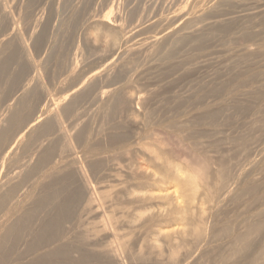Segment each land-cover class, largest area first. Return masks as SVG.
I'll use <instances>...</instances> for the list:
<instances>
[{"label": "bare ground", "instance_id": "bare-ground-1", "mask_svg": "<svg viewBox=\"0 0 264 264\" xmlns=\"http://www.w3.org/2000/svg\"><path fill=\"white\" fill-rule=\"evenodd\" d=\"M3 1H6V0H0V6L2 5V8H3V9H1V7H0L1 14H2V15L0 14V16H2V18L6 24L4 22H0V23L1 24L4 23L5 25H7L6 26L7 29L9 27L8 31L10 34L13 35V37H11V38L12 39L14 38V39L12 42H10V40H8V39H7V41L4 39L5 41H2L0 43V51L5 53L6 50H8L10 47L12 48V46H13V51H17L15 53L16 54L18 53L17 55L20 54L22 57L20 58V57L14 55L13 51H12V54H9L8 52H11L10 51L11 48H10L9 51L7 52L9 55L5 54L6 56H4V58L2 57V59L0 60V77H2L4 75V73H6V72L8 73L9 70L7 71V69H8V67L11 66V64L13 62L17 63L18 65H20V67L17 66L18 68H20L19 71L17 70L18 71L17 74L15 73L14 75H12V77H7L8 74L9 75L11 74V73H8V74H5L7 76H3L2 78L7 77V83L9 82V85L12 87L13 86L16 87L17 86L16 84H19L20 87H22L21 86V83H22L21 78L23 77L22 74L24 73V69L27 66L31 67L30 68L31 72L35 69L34 67L36 65H35V63H33L31 61L32 59H35V57L34 58L32 57L31 60L28 58V53H29L28 51L29 50L27 51V49H29V48L26 47L27 46L26 44H25L26 46L23 44L24 41H21L22 39H26V38L21 37V35H22L21 31H19L20 33H18V29H16L17 31L15 30V27H14L15 24L14 23L16 22L17 19H14L15 22L12 21L13 20L12 16L15 17L17 14L15 16H14V14L11 16V13L7 12L4 9L5 7H3V5L5 4V2L3 4ZM7 1L10 2L11 0L10 1L7 0ZM14 1L17 4L19 3V0H14ZM37 1L39 3V0H28L25 3L26 7L24 9L21 7L22 10H24L23 14L20 11L18 12V10L16 9L19 15L21 13V19L20 20H23L25 23H29L31 21H34L32 19V18L35 19V17H32V15H33L32 9L33 8L35 9V7H36L35 5H36ZM68 1H71V0H64L65 3H67ZM80 1H84V0H80ZM80 1L78 0L77 3L79 5L80 4L83 5L82 4L83 2L81 3ZM96 1L97 0H94L95 3H96ZM114 1L113 2L111 1L109 11L107 8L108 12L106 11V13L103 14L102 11H100V13H102L101 15L97 14L98 12L96 13L97 15H93V16L89 15L87 21H85V20L83 21V19H85L83 17V19L80 21L81 23L83 21V23L81 24V27L79 26L80 29H82V26H85L87 24L86 27H89L92 30H94L93 32H96V34L94 36V41L98 42L100 40H103V43H105L106 47H108V50L110 52L109 55L111 57L118 49L120 50L121 48L124 47V51L122 53L124 55V57H123V55H121L122 58H120L119 61L117 58L118 62L117 61L115 62V60H111L108 63L105 62V64H103L104 67L103 68L101 67V68L105 71V73H107L110 70L115 71L117 69L118 70L117 74L120 75L121 73H119V72H121V70L123 68L125 69V70L123 69L124 71H128V72L130 70H131V72H132V70L138 71V70H136V68H139V67H137L139 65L138 64L139 57H137V56L142 55V54L147 55L146 59H148V61H146V60L145 61H146V63L148 62V64L153 62V60L151 61V59H153L154 55H157V54H158V56H161L160 59L164 64L165 61L167 63L169 60L174 58L176 52L182 50V49L178 50L179 46H180V48H183V50H184V53L182 51L183 54L181 53V55H178L179 58H181L182 55H185V53H186L185 49H184V48H186L185 43H187L190 46L189 42H193V44H195L198 48L202 47V50H203L204 47L202 46V44H203L205 38L207 39V37H208V40L211 38L210 40L212 42L213 40H217L214 38L218 37V41H219L222 39L221 38V37H223L222 35H224L221 32L222 30H220L219 32H216L213 30L214 32L210 33L209 30L212 28H210V29L208 28L211 25H213L212 27L214 28V23H216L217 21L216 20H215V22L212 21L210 19L212 17V16L210 17V14L211 13L214 14V13H216L215 11H218V9L220 8L219 6L223 5L221 3L224 1L222 0L221 3H219L218 1H217L218 2L217 3L216 1H214L217 4H215V5L213 4V6L211 8H209L208 11H206V12L202 11L201 14H198L196 16L193 15L192 13L190 14L188 12V9H186L187 10L186 13H183L184 12L183 10L185 8L182 9L181 7H180V10L182 9L181 13H183V14H180V11L178 12V10H179V7H178V9L177 8L176 9H177V12L179 14H177V12H176L173 16L170 15L171 17L166 19V22H167L166 24L164 23L165 20L163 21L164 16L162 17V15H161V17H159L160 18L159 20L153 21L152 24L147 23L151 29H152V27L156 28L157 26H159L158 31L156 29V31H157L156 34L154 36H152V38L147 37L149 40L146 38H145L146 40H144V38L143 39L141 38L143 40L142 42H140L139 44H137L138 42H136V44L133 43V46L129 47L126 45L129 44V41H134L135 39L132 40L131 38H129V35L126 36V34H128L129 31H131L133 29H137L138 27H140V24L142 23V21H145L143 19L148 18L147 17L148 15H149V17L151 15V18H148L149 21L152 20L153 16L156 17V16H158V14L160 15V13L158 12L160 9L156 10L157 13L155 11V14H157V15L153 14V16H152V14H150V13H153L152 11L149 12L148 15H146L145 13L147 11L144 10L145 9L144 7H146V6L144 5V7H139V5H141L142 3L139 4L137 8L141 9V10L144 8L143 10L146 11V12H144V15H146L145 16L146 18H142L141 19L142 21H139L141 23L137 24L138 23L137 18L141 17V15L138 14L139 12L136 14L134 12V10H131V11H133V13H131V14L129 13L130 15L128 14L129 15L128 19L126 18L125 20H123L124 17L122 19V17H120L116 14V11L114 12V10H115V8L113 9ZM131 1H133V0H131ZM131 1L129 3H132ZM168 1H170V0H168ZM178 1L175 0L174 2H178ZM225 1L228 2V0H225ZM230 1H233V0H230ZM235 1L237 2V0H235ZM22 2H25V1L22 0ZM45 2L48 3V1H45ZM91 2L92 1H90V3ZM94 2H93V5H95ZM122 2H123V0H122ZM151 2H152V0H151ZM181 2L180 3L183 4L184 1H181ZM187 2L188 1H186V4H187ZM204 2H203V4H204ZM206 2H207V0H206ZM210 2H211V0H210ZM240 2H241V0H240ZM84 3H87V2H84ZM116 3L118 4V1ZM119 3H121V2H119ZM171 3H173V2L171 1ZM171 3H169V4H171ZM196 3L197 2H195V4ZM6 4L8 6V3H6ZM144 4H145V2H144ZM147 4H150V3L148 2ZM176 4L177 3H174L172 6H174ZM188 4L190 5L192 3L188 2ZM210 4H212V3H210ZM230 4L231 3H229V6H230ZM247 4L249 5L248 2L246 3V5ZM88 5H91V4L88 3ZM93 5H91L92 9L94 7ZM133 5L136 6L135 3ZM160 5H161V3H160ZM164 5H166V4H164ZM189 5H188V8L190 11H192L190 9L191 6L189 7ZM193 5H192V7H194ZM198 5H201V3ZM225 5L228 6V4H225ZM234 5H235V3H234ZM240 5H243V4H238L239 7H241ZM244 5H245V3H244ZM65 6H67V5L65 4ZM119 6L121 8L122 5H119ZM126 6H127V4L125 5V9L127 8ZM151 6H152V3H151ZM179 6H181V5L179 4ZM202 6H204V5H202ZM227 6H226V9H227ZM235 6H237V5H235ZM16 7H18V6H16ZM16 7L13 6L12 9L14 10V8H16ZM41 7H42V5H41ZM73 7H74V5H73ZM81 7L84 8L85 6H81ZM81 7H78V10ZM87 7H89V9L91 11V7L90 6H87ZM115 7H117V6H115ZM169 7H170V5H169ZM258 7H262V9H264V4H260ZM44 8H45V6H44ZM147 8H149V7H147ZM163 8H165V7L162 5V9ZM170 8H171V11H173L172 7H170ZM254 8H255V4H254ZM254 8H252V10L251 9H248V10L253 11ZM37 9H38V6H37ZM65 9L67 10L66 7H65ZM76 9L77 8H75V10ZM81 9H80V11L83 12V14H81V15H84V13H86L84 11H86V10L88 11V8L86 9V7H85L86 10H81ZM125 9L123 7V10H125ZM150 9H147V10L150 11ZM233 9H232V11H234ZM42 11L43 10H41V8H40L39 13H42ZM104 11H105V9H104ZM112 11L115 14H113ZM119 11H121V10H119ZM164 11H162V14L163 13L165 14L166 11L165 12ZM227 11H229V10H227ZM232 11H229V13L230 12L232 13ZM244 11H246V12H244ZM244 11L243 12L246 13L247 16H249V17L255 15V13H253V14H250V12L248 13L247 9ZM11 12H12V10H11ZM15 12L16 11H13V13H15ZM46 12H45V14H46ZM67 12H70V11L67 10ZM76 12H79V11L76 10ZM92 12L90 14H92ZM117 12H118V10H117ZM128 12H129V9H128ZM218 12H220V11H218ZM223 12L224 11L220 12L219 16H221V13H223ZM235 12L232 15H234ZM237 12H239V11H237ZM36 13H35V15H36ZM172 13H174V11ZM258 13L260 14L262 12L259 11ZM258 13L256 12V15ZM45 14H43V16ZM118 14L120 15V12H118ZM122 14H123V12H122ZM208 14H209L210 18L207 17V19H208V21L211 20L212 21L211 23H213V24H209L208 22H206V24L208 23L207 25L204 24L205 26L202 25L203 27L192 29L197 23H200V21H202L204 18L206 20V16H208ZM224 14L225 13L222 14L223 17H224ZM240 14H242L241 11H240ZM246 14H244V16H243V14H242V16L240 15V17H243L241 19L245 20L244 17L246 16ZM263 14H264V12H263ZM136 15L139 17L136 18ZM226 15H227V13H226ZM236 15H238V14L236 13ZM37 16H39V15H37ZM219 16H218V18H219ZM258 16L259 15H257L256 17H253V18H257ZM261 16H264V15H261ZM184 17H186L185 21H182L183 22L182 25H180V27L178 28V22H180ZM214 17H212V18H214ZM80 18H82V17H79V19H77V20H80ZM165 18L166 17H164V19ZM218 18L216 17L217 20H218ZM263 18H261V19H263ZM224 19L225 20L222 21L223 19L221 20V18H220L221 22H220V25H218V26H221V24L223 25L224 22L228 24V22H231L233 17L232 18L229 17L228 19H231L229 21H227L226 16ZM236 19H235V21H237V22L240 20L239 18H238L239 20H236ZM251 19L252 18H250L249 20H251ZM244 20H242V21L245 23L246 20L245 21ZM249 20H248V23H249ZM232 21H234V19ZM259 21H258V23L262 24L261 21L260 22ZM19 22H21V21H18V23ZM36 22H35V24H36ZM39 22H40V20L37 23L39 24ZM45 22H46V20H45ZM84 22H86L85 25H83ZM239 22H241V20ZM239 22H238V24H239ZM250 22H253V21H250ZM218 23H219V21H218ZM218 23H216V24H218ZM225 23H224L225 28H223V26H222L220 29L223 28V30H224L227 28L226 26H228V25H226ZM236 23H234V24H236ZM254 23H253V25H255ZM4 24H2V25H4ZM38 24H37V26H38ZM47 24L50 25L51 23H47ZM176 24H177L178 29H175ZM229 24H230L229 26L232 27L231 23H229ZM238 24H236L235 26H237ZM16 25H17V22H16ZM19 25H21V24H19ZM74 25H72L71 27H73ZM245 25H247V24L245 23ZM18 26H16V27H18ZM35 26L36 25H34V27ZM216 26L217 25H215V28H216ZM240 26H241V24H240ZM242 26L244 27V25H242ZM249 26H252V25L251 24L248 25L247 26L248 29L252 28ZM3 27H5V26H3ZM44 27H46V26H44ZM129 27H132V29L127 31L128 30L127 28H129ZM230 27H228V28H230ZM26 28H27V30L30 29V27H29V29H28V27H26ZM43 28H42V30H45ZM83 28H85V27H83ZM89 28L88 29L86 28V29L89 30ZM147 28L148 27L144 26V28H142V29L144 31L149 30ZM155 28L153 30H155ZM207 28L209 29L208 30L209 33L207 34V32H206V34L208 36H206V34L204 35V31H203L204 29H207ZM261 28L259 30L260 35H262V33L264 31L263 30L264 28H263L262 29L263 31L261 32ZM1 29H2V27H1ZM32 29H33V27H32ZM76 29H77V26H76ZM80 29H78V31ZM188 29H192V30L187 32ZM217 29H219V27ZM227 29H226V31H229V29L228 30ZM243 29L241 28L240 33L242 32ZM24 30H25V28H24ZM31 30H29V31H31ZM37 30H39V29H37ZM87 30H85V32ZM184 30H186L187 33L184 32ZM2 31H4V30H1V32ZM142 31H141V33H142ZM226 31L225 32L223 31V32L227 33ZM230 31H231V29H230ZM233 31H236L235 27H234ZM254 31L255 30H253V28H252L253 33H254ZM133 32H135V31L133 30ZM146 32H148V31H146ZM146 32H144V34H147ZM149 32H152V30ZM220 32L222 33V35L220 34ZM252 32L250 31V34L248 33V35H250L251 41L253 38ZM2 33L4 34V32H2ZM40 33H43V32L40 31L39 34ZM77 33L78 32L76 31L74 36ZM86 33L83 34V36L85 35L87 37L88 35H86ZM229 33H227V35H229ZM233 33L231 31V35ZM240 33H238V34H240ZM45 34H47V32ZM45 34L43 37L42 36L41 37L45 38L48 35L47 34L45 36ZM79 34H80V32H79ZM91 34L92 33H90V35ZM134 34L137 35V34H139V32H137V34L136 33H134ZM134 34H133V36H135ZM144 34H143V36H145ZM257 34H259V33L257 32L255 35H257ZM29 35H31V34H28V36ZM70 35H71V31H70ZM70 35H68L69 36V38L67 39L68 42H70V39H72V38H70L71 37ZM93 35H94V33H93ZM140 35H142V34H140ZM140 35H138V36H140ZM219 35L221 36L220 39H219ZM231 35H229V37ZM248 35L246 34V36H248ZM9 36L10 35H7L6 37H9ZM37 36L38 35H36V37ZM133 36H131V37L133 38ZM148 36H150V35H148ZM257 36H254V37H257ZM30 37L31 36H29L27 38L30 39ZM34 37L35 36L32 37V40L35 39ZM38 37H40V36H38ZM54 37H56V36H54ZM135 37H137V36H135ZM20 38H22V39H20ZM91 38H92V35H91ZM224 38L226 39V37H224ZM262 38L264 39V35ZM73 39H72V41H73ZM229 39L230 38H228V40ZM238 39H240V38H238ZM35 40H34V42L33 41H31V42L35 43L33 45L35 46V50H36L39 47V45H41L43 43H40L39 38L37 41H35ZM77 40H78V38H77ZM84 40L89 41L90 40L89 36L87 38H85ZM27 41H28V39H27ZM43 41H46V40L43 39ZM72 41L70 43H72ZM94 41H91V42H94ZM224 41H227V40H224ZM229 41H231V39ZM257 41L260 42V39ZM25 43H26V41H25ZM50 43H52V42H50ZM75 43H76V41H75ZM75 43H74V45H75ZM164 43L166 45L168 44L167 47ZM232 43H233V39H232ZM241 43H243V42H241ZM249 43H251V42L249 41ZM254 43L252 45H254ZM260 43L263 44L262 42H260ZM28 44H30V43H28ZM81 44H83V43H81ZM91 44L92 43H90V45ZM97 44H98V46H97L98 51L100 53L102 49L99 47H100V44H102V43L100 41V44L96 43V45ZM223 44H221V45H223ZM248 44H246V46H243V45L242 46L247 47L250 45V44L249 45ZM258 44L259 43H257V45ZM86 45L88 47V42ZM181 45H184V47ZM195 45H193V47L191 48L194 51H196L194 48ZM206 45H208V44H205V46ZM257 45L255 43V46H257ZM41 46H43V45H41ZM189 46H187L186 49L189 50V48H188ZM210 46H211V43H210ZM242 46H241L240 50L243 48ZM50 47L53 48L54 46L51 45ZM50 47H48V48H50ZM70 47H72L71 44H70ZM231 47H233V46H231ZM231 47H230V49H231ZM31 48H32V46H31ZM224 48H226V46ZM234 48H236L235 45L232 49L234 50ZM248 48H250V47H248ZM248 48H245L243 51H236L237 53L243 52V54H241V59H239V61L242 62V59L244 56L253 55L254 53H255V55H257L256 53H259V54L263 53V54H261V56L264 55V46H261L259 48L255 47L257 50L253 47L255 49L254 51H253V48L252 49H248ZM39 49L41 50L42 47H40ZM39 49L36 50V52L38 51L37 53H39ZM87 49H89V47L86 48V54H88ZM210 49L211 48L206 47L205 50H206V52H207V50L209 52ZM228 49H229V47H228ZM80 50L82 51L81 53L84 54L83 53V47H82V49L80 48ZM80 50H79V52H80ZM90 50H91V52L89 51L90 53H93V51H95L94 48H93V51H92V48ZM104 50H106V49H104ZM108 50L106 51L107 53H108ZM198 50H201V49H198ZM198 50H197V52H198ZM205 50L202 52L206 53ZM236 50H238V49H236ZM32 51H34V49H32ZM201 51H199V52H201ZM211 51H213V49L210 50V53H211ZM222 51H224V50H222ZM230 51H232V50H229V52ZM73 52H76V51H73ZM96 52H94V54ZM106 52H104V53L106 54ZM180 52H178V53L180 54ZM215 52L213 53L214 55H215ZM225 52L226 51H224V53ZM229 52H226L225 54L223 52L222 53L219 52V54L221 53V54H223V56H227V53H229ZM234 52H232V54H234ZM3 53H0V54L2 55ZM117 53H119V52H117ZM187 53H188L189 58H190V54L188 51H187ZM204 53H203V55H204ZM74 54L75 53H73V56H75ZM94 54H93V56H94ZM100 54L104 55L103 52ZM152 54H153V56H152ZM195 54H196V52H195ZM109 55L107 58H105L106 56L104 55L105 56L104 61H106V60H108V58H110ZM191 55L193 56V54H191ZM228 55H231V54L229 53ZM45 56H47V55H45ZM89 56L91 57L90 54H89ZM113 56L116 58V56H118V55H116V53H115V55H113ZM158 56H156L154 58V60L158 59L159 58ZM178 56H177V58H174L176 60L175 62H177V59H179ZM194 56H196V55H194ZM197 56H198V54H197ZM199 56H200V54H199ZM201 56H202V54H201ZM205 56H206V54H205ZM207 56L211 57V54L209 55V53H208ZM233 56H235V55H233ZM233 56H232V58H233L232 60L229 59L228 57L227 58L225 57V60L226 59L230 60V61L226 60L229 62V64L232 63L231 61L236 62L239 57L236 58V56H235L236 61H234L235 59ZM16 57H18V59H15ZM70 57H71V55H70ZM80 57H81V59L84 58V56L82 58L81 55H80ZM86 57H85V59L88 58V57L87 58ZM150 57H151V59H150ZM76 58H74V59L76 60ZM98 58H100V57H97V59ZM101 58H103V57L101 56ZM182 58H183V56H182ZM195 58L196 57L192 58V60L194 61ZM199 58L200 57H198V61L201 60ZM250 58H251V56H250ZM74 59H72L71 62L77 61V60L74 61ZM93 59H95V58H93ZM160 59H158V60L160 61ZM183 59L187 63L186 58H183ZM206 59H208V57ZM245 59H248V58L246 57ZM163 60H165V61H163ZM179 60H178V64H179ZM190 60H191V58H190ZM202 60H204V59H202ZM202 60L200 62H202ZM208 60H206L207 64H208ZM250 60H252V58L249 59V61ZM141 61L144 62V60H141ZM149 61H151V62H149ZM181 61H180V63H181ZM189 61H188V64H191V61L190 62ZM193 61L191 64L192 67H194L195 64H197V66H200L195 61H194L195 64H193ZM157 62H158L157 60L154 61L155 64H157ZM214 62H215V59H214ZM218 62H219V60H218ZM246 62H247V60H246ZM246 62H244V63H246ZM140 63H142V62H140ZM154 63H153V65H151L152 63L149 65H146V64L145 65L147 66V68H148V66L149 67L153 66L154 68L151 67V69L154 70L156 68V65H154ZM69 64H70V62H69ZM173 64H174V62L170 63V61H169V64L167 63V65L166 64L165 65L167 67V66H169V65L171 66ZM204 64H205V62H204ZM237 64H238V62H237ZM237 64H236V66H237ZM77 65H78V63H77ZM97 65H98V63H97ZM141 65H143V64L139 65L140 68H141ZM191 65H189V66H191ZM225 65H226V62H225ZM32 66H34L33 67L34 69L32 68ZM71 66L72 65L70 64V68L68 67L69 70L72 69ZM146 66H142V67L145 68ZM184 66H186V65H183L182 68ZM189 66H188V70L193 71V69H194V71H195L196 67H194L193 69H190ZM220 66H221V64H220ZM232 66L230 67L231 69L235 68L234 66L233 67ZM244 66H245V64H244ZM130 67H132V68H130ZM162 67L164 69L166 68L164 66H162ZM162 67L160 68V65H159V69H162ZM201 67L203 69L204 66H201ZM225 67L228 70V67L227 66H225ZM255 67H254V69H255ZM147 68H145V69H147ZM182 68H179V69H182ZM185 68H187V66ZM199 68H197L196 71H199L198 70ZM248 68H249V65H248ZM22 69H23V72H22ZM176 69H175V71H176ZM222 69L224 70V68H222ZM168 70L170 71V69H168ZM168 70H166L167 72H165V73H167V74L170 73L169 75L173 76L172 78L174 79V75H175L174 72H173L174 75H172L171 74L172 71L169 72ZM183 70L182 71L179 70V72L183 73ZM249 70H246V72ZM92 71H94V69H92ZM99 71L100 70H98V71L96 70L93 73L91 72L92 74L90 75V79H91L90 82H92V80L94 81V80H97L98 78H102L103 83H104V80H105L104 78H106V75H108V73L105 74L104 76H101L102 72L99 73ZM113 71H111V72H113ZM151 71H150L151 75H154L155 73L157 75L159 74V73H157L158 71L152 72L153 74L151 73ZM160 71H165V70H160ZM187 71H186V73L185 72L184 73L186 75L187 74L190 75L191 72L187 73ZM25 72L27 73V70H25ZM111 72H109V73H111ZM176 72H178V71H176ZM230 72H231V70H230ZM242 72H245V71H242ZM32 73H34V71ZM139 73L141 74V76H145L144 75L145 73L142 72V69L139 70ZM142 73H143V75H142ZM146 73L148 75L145 76V78L146 77L149 78V73L148 72H146ZM165 73L163 74V76L169 78V76L166 75ZM192 73H191V75H192ZM238 73H239V75L241 74V76L242 75L244 76L246 74V73L242 74L241 72H238ZM137 74L135 77L136 81H137ZM257 74H258V71H257ZM262 74H263V72L259 75H262ZM126 75H127V72H126ZM186 75H185V77H186ZM191 75H190V77H191ZM37 76H36V80L40 77V76H38V78H37ZM109 76H108V78H109ZM113 76H115V73ZM113 76H111V77L113 79H115V81L120 82V79L122 77L119 76L120 77L119 80H116L117 78H114ZM160 76H162V75H160ZM234 76H236V75H234ZM248 76H249V74H248ZM255 76H256V74H255ZM156 77L157 76H155V78ZM164 77H163V79L166 80V78H164ZM182 77H183V75H182ZM237 77H238V75H237ZM240 77H238V78L240 79ZM257 77H260V76L257 75ZM2 78H0V80ZM140 78L142 79V77L139 76L138 82L142 83L143 80L141 81ZM155 78H154V80H156ZM238 78H236V79L238 80ZM23 79H24V77H23ZM90 79L88 78V80H90ZM109 79H111V78H109ZM131 79H134L133 76ZM159 79L161 80L160 77H159ZM203 79H205V77ZM218 79H220V78H218ZM241 79H243V78H241ZM262 79H264V77H262ZM19 80H20V82H18ZM29 80H25V81H29ZM102 80H101V82H102ZM112 80L111 81L109 80V81L113 82L114 80L113 81ZM164 80L162 82H164ZM179 80L181 81V79H179ZM231 80L232 79H230L229 82H231ZM243 80H245V77ZM249 80L251 82H254L253 78H252V80L251 79H249ZM258 80H259V78H258ZM167 81H169V80H167ZM196 81H197V78H196ZM219 81H221V80H219ZM222 81H223V79H222ZM235 81H234V83H235ZM247 81L248 80L246 79L245 82H247ZM85 82L83 81L84 84H85ZM149 82H152V81L149 80ZM149 82H148V84H149ZM189 82H190V80H189ZM239 82H240V80L238 81V85H239ZM3 83H4V81H3ZM27 83H29V82H27ZM37 83H38V81H37ZM39 83L41 84V80ZM155 83H157V81H155ZM241 83H243V81ZM1 84H2V81H1ZM22 84H24V83H22ZM80 84H79V86H80ZM120 84H122V85H120ZM152 84H153V89H155L154 87H157V86L159 88V86L161 85V83H159L160 85L154 86L155 85L154 82ZM19 85L17 87H19ZM26 85H27V87L24 86L25 88L23 87V89L19 88V91H20V89H22L23 93L22 92L20 93L16 89L17 87L16 88L13 87V88H15V90H17L22 95L19 96L20 97L19 99H16V98L11 96V100H13V98H14L15 102L8 104V101H6L8 104V105L6 104L7 105L6 109L4 106H2L5 109V111L7 110V113L3 117L4 119H2L3 122H1L2 124H5L4 127L1 128L2 124L0 125V172H1V170H3L5 165H8V167H9L8 160L12 159L16 153V150L19 149V147L21 148L24 145L26 138H29L30 136H33L36 138H41L44 135H47V138L50 140V142L47 139L49 142V145L44 146L45 143H44V145H42L41 141L39 140V142L41 144H39L37 146V148H36V146H33L36 148V152H37L36 153L37 156L35 155V157H36L35 162L32 161L33 158H30V160L23 162L21 165H19V167H16L15 170H12V172L10 174H6L4 176V178L0 179V264H264V200L259 201L258 205L257 206L255 205L256 207L254 205H252L253 203H256V201L258 202V200H257V197H258L257 194L258 193L256 194V191H257L256 188H258V187H256L257 185H255L253 179L251 178V175L254 174L253 171L256 168L255 165H257V163H258L254 157L252 158L253 154L250 151L251 150L250 146H251V143L254 139L252 138V140H251L250 137H248L246 134H243V136L241 135L238 137H236V135L235 136L231 135L234 137V139L232 138L233 139L232 140L226 134L227 138H229V141L231 139V141H233L234 143L236 141L238 144L236 149L239 148V151L237 150L239 157L236 156L235 158L238 157L240 159V157H241V159L236 161V162H231L232 161L231 158L233 156L229 155L230 149L224 150L225 148L222 149L220 147L219 149H221V151H219L217 149L215 150V148L219 147L218 142L214 141L213 139H210L211 136H206L208 134L207 133L205 134V130L200 131L201 129L199 130L198 128H196L197 130H193V126H195V125L199 127L200 125L206 124V125H208L207 126V129H208L209 126H211L213 128L215 126H219L222 123V122L220 124H219V122L216 123L215 120L218 119V115L220 113L218 114L215 110L214 111L216 113L214 111L211 112L212 107H211V105L207 104V103H210L209 101L208 102L205 101L206 102L205 104H207V108L209 106L211 107L210 110H208L209 112L207 110H205L207 112L206 116H205V111H202L200 113L201 116L196 115V118H194L192 120V121H197L195 123H193L190 119H188L186 117L188 115L184 116V118H186V119H184L183 121L182 120L181 121L175 120V116H174L175 114H173V113H175L174 110H173L174 112H172V115H170V116H174V117L168 118L166 120H161V119L158 120L157 117H154L156 114L155 111H158V110L151 108L149 106V103L153 102L154 99H155V101L157 98L160 99V97L156 98V96H157L156 92L160 93L159 91H161L162 88H160V90H158V91H155V90L150 91L147 93V95H146V93H145V95H143V94L140 95L139 93L141 91H139V92L137 91L136 92L137 94L133 95L134 92H133V94H130L131 92L128 91L129 88L131 87V84L129 83V81H127L124 84H123V82L119 83L118 85H120V86H117L115 84L116 87L109 86V87H104V88L102 87L103 89H101V86H100L99 89L97 88L99 91H97L94 88L89 89L87 87V85H86V88H87L86 90H85V88L80 89L79 86L78 87L76 86V89H73L71 87V89L67 90L65 94L63 93L64 96L62 97V99H60L57 102H53V100H51V103H48L49 105L48 104H47V106L45 105L38 112V115H35L34 112H35V109H37V108L31 109L30 103L28 102V100H29V97L37 99V96H39V94H38L37 90H31L32 85H30L31 87H29L28 84H26ZM90 85L88 84V86H90ZM95 85H97V84H95ZM95 85L93 87H95ZM186 85H187V83H186ZM231 85H232V83H231ZM236 85H237V83H236ZM236 85H233V87ZM41 86L42 85H40V87ZM148 86H151V85H148ZM214 86H216V84ZM220 86H221V84H220ZM228 86H230V85H228ZM244 86H245V84H244ZM256 86H254V87H256ZM184 87H186V86L184 85ZM202 87H203V85H202ZM248 87L250 89V90H248V92L252 93L253 91H251V88H252L251 85ZM43 88H45V87H43ZM141 88H143V87H141ZM173 88L174 87L171 86V89H173ZM196 88H197V86H196ZM93 89L97 91L95 93H91V94H94L93 95V101L99 104L98 107L105 109L104 110L105 116L108 118H111V117H114L115 115H117L118 123L116 125H114V123L112 122L113 121L112 119H115V117H114V118H111V122L113 124L111 123V125H109V126L110 127L112 126L111 131L115 130L118 132L114 131V134L111 135V133L108 132V130L106 131L107 133H110V134H108V136L109 135L110 136H109V140L107 139L109 142V144L107 146H106V144L105 145L102 144L103 139L101 140L102 142L100 145L98 144L99 142H97V141H96L97 143H95L94 141L93 142L91 141V143H94L93 145H89V144L84 143L86 145H84V146L82 145L83 147H85L82 149H85V151H84V153L83 152L82 153L85 157L83 155H82V157H83V159H86V161L84 160L85 163L84 162L80 163V159L78 158L79 160H77L76 159L77 157L74 155V153L76 154V152H78V151L75 152L73 150V149H75V145L73 146L72 140L74 139L77 142H79L80 140H83L81 138L82 137L84 138V135H83L84 132L79 131V132H76L75 134H72L73 136H71V135L69 136L68 133L70 131L66 132V129L62 128L61 120H60L61 119L60 114L57 111L61 110V111H63V113L73 112L75 110L74 108H76V106L80 104V102H79V104H77L78 101L84 99L87 95H89L88 94L89 91L93 90ZM130 89H132V88H130ZM138 89L140 90V87H138ZM163 89H164V87H163ZM174 89H176V88H174ZM174 89H173V92H174ZM228 89H225V91L226 90L228 91ZM240 89H241V87H240ZM242 89H245V88L243 87ZM143 90H144V92L147 91V90H145V87ZM165 90H169V89L165 88ZM213 90L215 92H217V90H215V89H213ZM162 91H164V90H162ZM181 91H183V90H181ZM198 91L200 92V90H198ZM47 92H46V96L49 94V93L47 94ZM168 92L173 93L172 91H168ZM178 92H179V89L177 90L176 93H178ZM183 92L185 93V91H183ZM199 92H197V94H199ZM248 92H247V94H248ZM254 92H253V94H254ZM162 93H164V92H162ZM162 93H160L161 97H162ZM209 93H212V92H209ZM237 93L240 96L239 93H241V92L238 91ZM16 94L17 93H15L14 95L16 96ZM164 94H167V93H164ZM202 94H203V92H202ZM219 94L221 95V93H219ZM243 94L245 96V93H243ZM171 95H172L171 97L174 96L173 94H171ZM176 95H178V94H176ZM193 95H195V97L197 96L194 93H193ZM233 95L231 96L232 98H233ZM89 96H91V95H89ZM169 96H170V94H169ZM169 96H168V98L164 97V96L163 97L169 99V98H171ZM179 96L180 97L174 96V98L176 97V99H178V98L180 99L182 97L180 92H179ZM205 96H206V94L204 95V97ZM214 96H212V97H214ZM235 96L236 95H234V98L232 99L233 101L237 97V96L236 97ZM192 97L193 98H191V100L192 99L194 100L195 97L194 96H192ZM231 97L229 96V98H231ZM6 98H8V97H6ZM89 98L91 99L92 96L88 97V99ZM164 98H162V102H164V100H163ZM184 98L186 99V97H184ZM184 98L182 97V99H184ZM197 98L199 99V97H197ZM200 98H201V94H200ZM239 98H241V97H239ZM85 99L88 101L87 98H85ZM215 99H216V97H215ZM217 99H218V95H217ZM221 99H222V96H221ZM225 99H227V98H225ZM9 100H10V98H9ZM193 100H192V103L194 102ZM227 100H229V99H227ZM232 100H230L231 103L233 102ZM247 100H249V99H247ZM224 101L223 102L226 103V100H224ZM230 101H229V103H230ZM239 101H241V100H239ZM89 102H90V100H89ZM187 102L189 103V98L187 99ZM197 102L200 103V101H198V100H197ZM197 102L195 99V104ZM1 103H2V101L0 102V104ZM133 103L136 104V107L132 106ZM221 103L222 102H220V105H218V106H221ZM90 104H92L91 106L93 107L94 103L91 102ZM150 104H152V103H150ZM158 104H160L159 101H158ZM195 104L193 103V105H195ZM202 104H204V103H202ZM205 104H204V106H205ZM213 104H214V102H213ZM217 104H219V103L217 102L216 105ZM232 104H234L236 106V103H232ZM244 104H245V102H244ZM169 105L171 106L172 104H169ZM240 105L238 104L239 108H241ZM91 106H90V108H91ZM224 106H222V107H224ZM245 106H247V105H245ZM53 107H55V110H53L54 109ZM98 107H97V111L99 113L100 111L98 110ZM156 107L158 108L159 105H156ZM3 108L0 107V110ZM225 108H226V106H225ZM232 108H234V107L232 106ZM236 108H237V106H236ZM242 108H241V111L242 110L244 111L245 109H249V107L248 108L244 107V109H242ZM158 109H160V108H158ZM161 109L163 110L164 108H161ZM175 109H177V108H175ZM205 109H206V106H205ZM212 109H214V108H212ZM219 109H220V107H219ZM226 109H225V111H226ZM162 110H161V112H164L165 109L163 111ZM178 110H179V108H178ZM199 110H201V109H199ZM252 110L254 111V109H252ZM1 111L3 112V110H1ZM24 111H27V112L24 113ZM180 111H182V110H180ZM218 111L219 112L222 111L223 114L228 115L227 114L228 112L224 113L225 111L223 112L222 109L218 110ZM243 111H242V113H243ZM249 111H251V110L249 109ZM249 111H247V112H249ZM2 112H0L1 115H2ZM194 112H197V111L194 110ZM100 113H99V115H100ZM165 113L167 116L168 114L166 111H165ZM182 113H184V112H182ZM48 114H49V117L53 120V122H49V120L46 119V116H45V118L42 117L44 115L48 116ZM86 114H87V112H86ZM197 114H199V113H197ZM215 114L217 115V117ZM232 114H233V112H232ZM34 115H35V117H34ZM77 115H80V114L77 113ZM197 116H198V118H197ZM220 116L221 115H219V117ZM222 116H221L222 118L227 117L225 115H222ZM81 117H83V116H81ZM176 117H178V116H176ZM194 117H195V115H194ZM42 118H44V119H42ZM79 118H80V116H79ZM103 118L105 119V117H103ZM154 118H155V120H154ZM259 119L261 122L263 121V120H261L263 118H259ZM2 120H0V121H2ZM223 120H226V119L224 118ZM21 122H22V126L20 127V129L18 131H16L14 134L8 135V131H10V128L21 123ZM225 122H228V121H225ZM225 122H223V124ZM257 123H258V121H257ZM104 124H102V125H104ZM215 124H217V125H215ZM223 124H221L220 126L223 127L222 126ZM228 124L226 123L225 127H227ZM54 125L58 128V131L55 132L54 135L57 136L58 138L60 137L59 139L63 142V143L61 142V144H63L62 145L63 149L59 150L60 152L59 151L58 152L59 153L66 152L67 154L69 153L68 154V161H67L66 157L63 158V160L65 161V159H66L67 163L69 162V164L72 166V167H70V168H72L71 170H68V169L66 170V168H67L66 167L65 169H62V171H61L60 167L62 165L59 164V165H61V166H59V165H56V163H55L58 160L56 159L55 162L51 161L55 157L53 155L55 154L54 153L55 149H57V148H55L56 143L54 142L56 138H51V139H54L52 141L50 139L51 136H49L50 134L53 135V133H54V132H51L54 128ZM254 125L252 122V126H254ZM105 126H106V124H105ZM102 127L100 125L101 129H102ZM202 127H204V126H202ZM228 127H227V130H228ZM230 127H233V125L231 124ZM235 127L236 126H234V128ZM106 128H104V129L106 130ZM212 128H210L211 130H213V131H210L211 135H218V134L223 133L222 131H224V132L226 131V129L223 130L224 128L221 130L219 127H216L213 129ZM70 129H72V128H70ZM101 129H98L96 131H99ZM108 129H109V127H108ZM230 129H232V128H230ZM252 129H253V127H252ZM135 130L138 132H136ZM235 130H237V129L235 128ZM106 132H104V133H106ZM56 133H58V135H56ZM225 133H223V134L225 135ZM240 133H242V132H240ZM173 134H175V135H173ZM87 135L90 136L89 134H87ZM87 135L85 137H88ZM205 136L207 137V141H205V138H206ZM218 136H216V137L218 139H221V138H219L221 136H219V137ZM226 136L224 137L225 142H228L227 144H229V141L228 140L226 141ZM253 137H255V136H253ZM258 137H259V135H258ZM43 138H45V137H43ZM208 138L210 139V141L208 140ZM56 140H58V139H56ZM98 140H100V139H98ZM261 140H263V139H261ZM59 141L58 142L56 141V142L58 144H60ZM78 144L80 147L81 146L80 144H83V142L78 143ZM36 145H37V143H36ZM102 145L104 146L105 150L102 148ZM224 145L227 146L226 143H224ZM230 145H232V143ZM230 145H228V147ZM42 146H43V148H42ZM164 146L171 148V150L169 151L170 153L168 151L164 150L165 149ZM228 147H226V148H228ZM232 147H233V145H232ZM35 148H33V149H35ZM207 148H210V150H207ZM108 149H110V150H108ZM211 149H214V151H212ZM263 150H264V145L262 147V150L259 149V153L261 152L260 154H262ZM72 151H74V152H72ZM231 151H232V148H231ZM111 152H115V153H113L112 156L107 154V153H111ZM213 152L216 153V156L211 155V153H213ZM66 153H64V154L66 155ZM32 154H34V153H32ZM103 154H107L105 156H108V157L104 158ZM59 155H61V154H59ZM65 155H62V156H65ZM101 156H103V158ZM57 157H59V156H57ZM57 157H55V158H57ZM92 157L93 158L95 157L94 161L96 163H93L94 162L93 159H92L93 162L91 161L93 164L90 163L88 158H92ZM255 157H256V155H255ZM69 158H70V160H69ZM235 158L233 157L234 160H236ZM87 160L89 161V163L87 162ZM60 161H61V159H60ZM76 161H78L80 163V166H77L78 168L75 166L76 164H78V162H76ZM65 164H66V162H65ZM65 164H63V165H65ZM69 164H67V165L69 166ZM144 164H147L148 169H146V168L142 169V165H144ZM58 166L60 169L57 168ZM74 166L77 168L76 170H75ZM245 166H247L248 168ZM260 166H262V165H260ZM253 167H254V170H253ZM259 169H260V167H259ZM10 170H11V168H10ZM63 170H66V171H63ZM8 172H9V170H8ZM38 172L41 174H39ZM90 172L92 173L91 175H89ZM35 174L37 176L39 174L41 178H39V176H38V178H33V176H35ZM90 176H93L94 178H91ZM121 177H123V178H121ZM254 178H256V177H254ZM258 189H260V188H258ZM244 195L247 197L249 196L250 201L248 199L247 202H250V203L244 204V208L242 210H233L232 208L227 209V204H229V202L230 203L237 202L238 200H239V202H241V199L243 198L242 196H244ZM245 199L246 198H244V200ZM260 199H262V198L260 197L259 200ZM242 201H243V199H242ZM252 206H254V207H252ZM65 223L70 224V227L65 226ZM134 247H136L137 249H135Z\"/></svg>", "mask_w": 264, "mask_h": 264}, {"label": "rangeland", "instance_id": "rangeland-1", "mask_svg": "<svg viewBox=\"0 0 264 264\" xmlns=\"http://www.w3.org/2000/svg\"><path fill=\"white\" fill-rule=\"evenodd\" d=\"M10 1V0H9ZM23 1H25V2H22V0H19V3L17 4V3H15V1L14 0H11L10 2H8L7 0L6 1H3V4H4V2H5V4L3 5V7H5L4 9L7 11V12H9V13H11V16L14 14V16L15 17H13L12 16V18H13V22H15V20L14 19H17L16 20V22H17V25H16V22L14 23L15 25H14V27H15V30L16 29H18V33H20L19 31H21V37L22 38H26V39H22V38H20V39H22L21 41H24V45L27 47V48H29V49H27V51L29 52L28 53V58L31 60V58L33 57H35V59H32L31 61L33 62V63H35V67L34 66H32V68L34 69H32L33 71H34V73H32L31 72V67L29 66H27L25 69H24V73L22 74V76L24 77V79H23V77L21 78L22 80H21V82L22 83H24V84H22L21 83V86L22 87H20V85L19 84H16L17 86L19 85V87H15V86H13V87H15L18 91H19V88H22L23 89V87L25 86V87H27V85L26 84H28V86L29 87H31L30 85H32V87H31V90H37V92H38V94H39V96H37V99L36 98H32V97H29V100H28V102L30 103V108L31 109H33V108H37V109H35V115H38V112L46 105L47 106V104L48 103H51V100H53V102H57V101H59L60 99H62V97L64 96V94L66 93V91L67 90H69V89H71V87L73 88V89H76V86L78 87L79 86V84H80V89H84L85 88V90L87 89L86 88V85H87V87L89 88V89H92V88H94V89H96L97 91H99L98 89L100 88V86H101V89H103L104 87H109V86H111V87H116V85L117 86H120V85H122V84H120V85H118L119 83H122L123 82V84L125 83V82H127V81H129V83L131 84V87L130 88H132V89H130L129 88V92H131L130 94H133V92H134V94L133 95H135V94H137L136 92L138 91H141L139 94L140 95H145V93H146V95H147V93L148 92H150V91H153V90H155V91H158V90H160V88H162L161 89V91H159L160 93H162V92H164V93H167V94H164V93H162V97H161V94L160 93H158V92H156L157 93V96H156V98L157 97H160V99H156V101H155V99L153 100V102H150V103H154L153 105L152 104H150L149 103V106L151 107V108H154L155 110H158V111H155V116L154 117H157L158 118V120H166V119H168V118H172V117H174L175 116V120H177V121H183L184 119H186V118H184V116H186V115H188V116H186L188 119H190L191 121L194 119V118H196V115H199V116H201L200 115V113L202 112V111H205V110H210V108L212 107V108H214V109H212L211 108V112H213L214 110L219 114V115H225V116H227V117H224L226 120H223L224 118H222L221 116L219 117V115H218V121L217 120H215L216 121V123H218L219 122V124L221 123V124H223V122H225V121H228V122H225L222 126L223 127H221L219 124V126H215V127H213V128H216V127H219L220 128V130L221 129H223V130H225L226 129V133L224 132V131H222L223 133H225V135L223 134V133H221V134H218L219 136H221V137H219L218 135H211V132L210 131H213V130H211L210 128H212L211 126H209L208 127V129H207V126L208 125H200L199 127L198 126H193V130H197L196 128H198L200 131H203V130H205V134L207 133L208 135H206V136H211V138L210 139H213L214 141H217L218 142V148H215V150L217 149V150H219V151H221V149H219L220 147L223 149V148H225L224 150H228V149H230V151H229V155H232L234 158L236 157V156H238L239 157V155H238V151H239V148H237L236 149V147H237V142L235 141V143L233 142V141H231V139L233 138L234 139V137L233 136H235L236 135V137H238V136H243V134H246L248 137H250V139L252 140V138L255 140H253L252 141V143H251V153L253 154V156H252V158L254 157L255 158V160L258 162L257 163V165H255L256 166V168H255V170H254V167H253V175H251V178L253 179V181H254V183H255V185H257L256 187H258V188H260V189H258V188H256V190L258 191H256V194L258 195V197H257V200H258V202L256 201V203H253L252 205H258V203H259V201H262V200H264L263 198H264V150L262 151V154H260L259 153V149L260 150H262V147H263V145H264V79H262V77H264V55L263 56H261V54H263V53H261V54H259V53H256L257 55H255V53L253 54V55H248V56H244L243 57V59H242V62L241 61H239V59H241V54H243V52H236V51H243L245 48H248V47H250V48H248V49H252L253 47L255 48H259V47H261V46H264V39L262 38L263 37V35H264V16H261V15H264L263 14V12H264V9H262V7H258L260 4H264V0H241V2H240V0H237V2L235 1V0H233V1H230V0H228V2L227 1H225V0H223L224 2H222V0H211V2H210V0H207V2H206V0H181V1H184L183 2V4H181L178 0H176V1H178V2H174L175 0H170V1H168V0H152V2H151V0H133V1H131L132 3H129L130 1L129 0H123V2H122V0H97L96 1V3L94 2V0H84V1H80L83 5H81V6H85L86 7V9L88 8V11L85 9V7L84 8H82L77 2H78V0L76 1V0H71V1H68L67 3H65L64 2V0H39V3H38V1H37V3H36V7H35V9L33 8L32 9V17H35V19L34 18H32L34 21H31V22H29V23H25L23 20H20L21 19V13L23 14L24 12V10H22V8L24 9L25 7H26V2L28 1V0H23ZM45 1H48V3L47 2H45ZM90 1H92L91 3H90ZM107 1V2H106ZM111 1L113 2L114 1V7H113V9L115 8V10H114V12L116 11V14L118 15V16H120V17H122V19H123V17H124V19L123 20H125L126 18L128 19V17H129V15L131 14V13H133V11H131V10H134V12L137 14L138 12V14L139 15H141V17H139V16H137L136 15V18L137 17H139V18H137L138 20V23L137 24H140L141 22H139V21H142L141 19L142 18H146L145 16L146 15H148L149 14V12H153V13H150V14H152V16H153V14L154 15H157V14H155V11L156 10H159L158 12L160 13V15L158 14V16H153V18H152V20H150L149 21V19L148 18H151V15H150V17H149V15L147 16L148 18H146V19H143V20H145V21H142V23L140 24V27H138L137 29H133L135 32H133V30H131L132 29V27H129V28H127L128 30L127 31H129V30H131V31H129V33L128 34H126V36L127 35H129V38H131L132 40H134V41H129V44H127L126 46H133V43L134 44H136V42H138L137 44H139L140 42H142L143 40V38H144V40H146V39H148L147 37H149V38H152V36H154L155 34H156V32L158 31V29H159V26H157L156 28L155 27H152V29L149 27V25L148 24H152V22L153 21H155V20H159L160 18L159 17H161V15H162V17L164 16V17H166L165 19H164V17H163V21H164V23L166 24L167 22H166V19L167 18H170L171 16H173L176 12H177V9H178V7H179V10H178V12L180 11V14H183V13H186V9H188V12L191 14H193V15H198V14H201L202 13V11H208L209 10V8H211L212 6H213V4L215 5V4H217L218 2L219 3H221V4H223L222 6H219L220 8L218 9V11H220V12H222V11H224L223 13H225L224 14V17L222 16V14L223 13H221V16L223 17H221V16H219V14H220V12H218V11H215L216 13H211L210 14V17L212 16V17H214V18H210L209 17V14H208V16H206V20H205V18L202 20V21H200V23H197L196 25L198 26H194L192 29H196V28H200V27H203V26H205V25H207L208 23L209 24H213V23H211L212 21H214L215 22V20L217 21L216 23H218V21H219V23L218 24H216V23H214V28L212 27L213 25H211V26H209L208 28L210 29V28H212V29H204L203 31H204V35L206 34V32H207V34L209 33V31H210V33H212V32H214V31H216V32H219L220 30H222L221 32L224 34V35H222V33L220 32V34L223 36V37H221L220 35H219V39H220V37L222 38L221 40H219L218 41V37L217 38H214V39H217V40H213L212 42H211V38L208 40V37H207V39L205 38V40H204V42H203V44H202V46L204 47V49L202 50V47L200 48H198L195 44H193V42H189L190 43V46L193 44V45H195L194 46V48H195V50L196 51H194L193 49H191L192 47H193V45L190 47L187 43H185V47L187 48V46H189L188 48H189V50L188 49H186V48H184L185 49V55H182L183 56V58H186V61H187V63L184 61V59L182 58V56H181V58H179V56L178 55H181V53H182V51H183V53H184V50H183V48H180V46L178 47L179 49L178 50H180V49H182V50H180V51H178V52H180V54L178 53V52H176L175 53V56H174V58H177V56H178V58L180 59H177V62H175L176 60L174 59V58H172L171 60H169L170 61V63H173L174 62V64L173 65H169V66H167L166 67V65H167V63L169 64V61L166 63V61L165 60H163V61H165V63L163 64V62L161 61V59H160V57L161 56H158V54L157 55H154V57H153V59H151V57H150V59H151V61L153 60V62H151V61H149V62H151V63H149V64H151V65H153V63H154V61H158L157 62V64H155L154 63V65H156V70L154 69V70H152L151 69V67H153V66H148V68H147V66L146 65H149L148 64V62L146 63V61H148V59H146V54H142V55H138L137 57H139V61L140 62H142V63H140L139 61H138V64L140 65V64H143V65H141V68H140V66L138 65L137 67H139V68H136V70H138V71H133L132 70V72H131V70L128 72V71H124L123 69L121 70V72H119V73H121L120 75L119 74H117V69L115 70V71H113V70H110V71H108L107 73H108V75H106V78H104L105 80H104V83H103V80H102V78H98L97 80H92V82H90L91 81V79H90V75L93 73V72H95L96 70L98 71V70H100L99 71V73H101V76H104L105 74H107V73H105V71L102 69L104 66H103V64H105V62L106 63H108L109 61H111V60H115V62L117 61V58H118V61L120 60V58H122V56L121 55H123L122 53H123V51H124V47L123 48H121L119 51L117 50L115 53H116V55H118V56H116V58L113 56V55H115V53L112 55V57L109 55L110 54V52H109V50H108V47H106V45H105V43H103V40H100L101 41V43L102 44H100V41H94V36H95V34H96V32H93L94 30H92L91 28H89V27H86V22H84V24L83 25H85V26H82V29H80V27H81V24L83 23V21L85 20V21H87V19H88V16L89 15H97V14H99V15H101L102 13L104 14V13H106V11H107V8H108V11H109V9H110V3H111ZM118 1V4L119 5H122L121 6V8H120V6L116 3ZM139 1V2H138ZM164 1V2H163ZM171 1L173 2V3H171ZM186 1H188L189 3H192V4H188V2H187V4L189 5V7H190V9L192 10V11H190L189 10V8H188V5L186 4ZM191 1V2H190ZM194 3H193V2ZM204 2V4H203V2ZM214 1H218L217 3L216 2H214ZM239 1V2H238ZM245 1V2H244ZM253 1V2H252ZM262 1V2H261ZM75 4H74V3ZM84 2H87V3H84ZM93 2H94V4L95 5H93ZM100 2V3H99ZM119 2H121V3H119ZM136 4V6H134L133 4L134 3ZM138 2V3H137ZM144 2H145V4H144ZM150 3V4H147V3ZM163 2V3H162ZM195 2H197L196 4H195ZM212 3V4H210V3ZM227 2V3H226ZM233 2V3H232ZM245 3V5H244V3ZM249 3V5L247 4L246 5V3ZM260 2V3H259ZM6 3H8V6H7V4ZM11 5H10V4ZM42 3V4H41ZM61 3V4H60ZM63 3V4H62ZM78 5H77V4ZM88 3L89 4H91V5H93L94 7H93V9H92V6L91 5H88ZM129 3V4H128ZM142 3V4H141ZM151 3H152V6H151ZM160 3H161V5H160ZM169 3H171V4H169L170 5V7H172V10L174 11V13H172L173 11H171V8L169 7V5L168 4ZM174 3H177L176 5H174V6H172ZM201 3V5H198V4H200ZM229 3H231L230 4V6H229ZM234 3H235V5H237L238 6V4H243V5H240L241 7H237V6H235L234 5ZM51 6H49V5ZM53 4V5H52ZM65 4L67 5V6H65ZM85 4V5H84ZM107 4V5H106ZM127 4V8L125 9V5ZM139 4H141V5H139ZM164 4H166V5H164ZM179 4L181 5V6H179ZM186 4V5H185ZM194 4V5H193ZM208 4V5H207ZM225 4H228V6L227 5H225ZM254 4H255V8H254ZM40 5V6H39ZM41 5H42V7H41ZM47 5V6H46ZM60 5V6H59ZM70 5V6H69ZM73 5H74V7H73ZM90 6L91 7V11H90V9H89V7H87V6ZM97 5V6H96ZM104 5V6H103ZM138 5H139V7H144V5L146 6V7H144L143 9L144 10H146V11H144L143 9V11L141 10V9H138L137 7H138ZM162 5L166 8H163L162 9ZM192 5L194 6V7H192ZM202 5H204V6H202ZM225 5V6H224ZM14 6V7H16V6H18V7H16V8H14V10L12 9V7ZM37 6H38V9H37ZM44 6H45V8H44ZM103 6V7H102ZM115 6H117V7H115ZM154 6V7H153ZM177 6V7H176ZM185 6V7H184ZM187 6V7H186ZM197 6V7H196ZM207 6V7H206ZM226 6H227V9H226ZM235 6V7H234ZM252 6V7H251ZM1 7V9H3L2 8V5L0 6ZM11 7V8H10ZM22 7V8H21ZM41 8V10H43L42 11V13H39L40 12V8ZM65 7L67 8V10L68 11H70V12H67V10L65 9ZM70 7V8H69ZM78 7H81L80 9L81 10H86V11H84V12H86V13H84V15H81V14H83V12L82 11H80V9L78 10ZM105 7V8H104ZM123 7H124V9L125 10H123ZM147 7H149V8H147ZM168 7V8H167ZM180 7L182 8V9H184L183 11V13H181L182 12V9L180 10ZM196 7V8H195ZM199 7V8H198ZM250 7V8H249ZM8 8V9H7ZM22 10H20V9ZM63 8V9H62ZM75 8H77L76 10L77 11H79V12H76V10H75ZM97 8V9H96ZM101 8V9H100ZM120 8V9H119ZM150 9V11L149 10H147V9ZM155 8V9H154ZM170 8V9H169ZM174 8V9H173ZM177 8V9H176ZM205 8V9H204ZM234 8V9H233ZM252 8H254L253 9V11H251L252 10ZM1 9H0V14H1ZM18 10V12L20 11L21 13H20V15L18 14V12H17V10ZM49 9V10H48ZM65 9V10H64ZM103 9V10H102ZM104 9H105V11H104ZM128 9H129V12H128ZM168 9V10H167ZM202 9V10H201ZM225 9V10H224ZM232 9L234 10V11H232ZM238 9V10H237ZM247 9V11H248V13L250 12V14H253V13H255V15H253V16H247V14L246 13H244V12H246V11H244V10H246ZM248 9H251V10H248ZM257 9V10H256ZM259 9V10H258ZM11 10H12V12H11ZM36 10V11H35ZM39 10V11H38ZM45 10V11H44ZM117 10H118V12H120V15L118 14V12H117ZM119 10H121V11H119ZM138 10V11H137ZM166 12H165V11ZM227 10H229V11H232V13L230 12L229 13V11H227ZM239 11V12H237V11ZM256 10V11H255ZM263 10V11H262ZM13 11H16L15 13H13ZM38 11V12H37ZM47 11V12H46ZM66 11V12H65ZM74 11V12H73ZM93 11V12H92ZM100 11H102V13H100ZM107 11V12H108ZM142 11V12H141ZM162 11H164L165 12V14L163 13L162 14ZM170 11V12H169ZM201 11V12H200ZM227 11V12H226ZM236 11V12H235ZM240 11L242 12V14H243V16H244V14H246V16L244 17L245 18V20H246V24L247 25H245V23L242 21V20H244V19H241V18H243V17H240V15L242 16V14H240ZM244 11V12H243ZM262 12V13H258V12ZM37 12V13H36ZM45 12H46V14H45ZM65 12V13H64ZM92 12V14H90ZM98 12V13H97ZM113 11H112V13L113 14H115ZM122 12H123V14H122ZM141 12V13H140ZM144 12H146L145 14L146 15H144ZM177 12V14H179ZM187 12V13H188ZM235 12V14L234 15H232L233 13ZM256 12L258 13L257 15H259L257 18H253V17H256L257 15H256ZM35 13H36V15H35ZM64 13V14H63ZM94 13V14H93ZM97 13V14H96ZM130 13V14H129ZM156 13H157V11H156ZM226 13H227V15H226ZM236 13L239 15H236ZM43 14H45L44 16H43ZM86 14V15H85ZM125 14V15H124ZM129 14V15H128ZM218 14V15H217ZM2 15V14H1ZM37 15H39V16H37ZM81 15V16H80ZM122 15V16H121ZM127 15V16H126ZM169 15V16H168ZM171 15V16H170ZM217 15V16H216ZM51 16V17H50ZM126 16V17H125ZM143 16V17H142ZM188 16V15H187ZM218 16H219V18H218ZM225 16H226V18H227V21H229V20H231V19H228L229 17L230 18H232L233 17V19H234V21H235V19L238 17L240 20H241V22L243 23H241V22H239L240 20L237 18L236 20H239L238 22H239V24H238V22L237 21H232L231 20V22H228V24L227 23H225L226 25H228V26H226L227 28L228 27H230L229 25V23H231V26L233 27H235V30L236 31H233L234 30V27L232 28V27H230V28H228L229 29V31H226V29H224L223 30V28H225V25H224V23H223V25L221 24V26H218V25H220V18H221V20L222 21H224L225 19ZM229 16V17H228ZM237 16V17H236ZM17 17V18H16ZM20 17V18H19ZM79 17H82V18H80V20H77V19H79ZM83 17L85 18V19H83ZM207 17H209L210 19V21H208V19H207ZM216 17L218 18V20L216 19ZM156 18V19H155ZM185 18L186 17H184L180 22H178V28L180 27V25H182V21H185ZM250 18H252L251 20H249ZM261 18H263V19H261ZM0 22H4V20H3V18H2V16H0ZM48 19V20H47ZM83 19V21H82V23L80 22L81 20ZM140 19V20H139ZM148 19V20H147ZM162 19V18H161ZM38 20H40V22H39V24L36 22V21ZM45 20H46V22L47 23H51L50 25L49 24H47L46 22H45ZM244 20V21H245ZM248 20H249V23H248ZM255 20V21H254ZM261 21V23L262 24H260V23H258V21ZM18 21H21V22H19L18 23ZM226 21V22H227ZM250 21H253V22H250ZM259 21V22H260ZM263 21V22H262ZM35 22H36V24H35ZM144 22V23H143ZM204 22V23H203ZM206 22H208L207 24H206ZM236 23V24H238L237 26H235L236 24H234V23ZM255 22V23H254ZM5 23V22H4ZM4 23H2V24H4ZM43 23V24H42ZM148 23V24H147ZM163 23V24H164ZM253 23L255 24V25H253ZM1 24V23H0ZM1 24V25H2ZM6 24V23H5ZM0 25L1 27H2V29H1V27H0V29L1 30H4V31H2V32H4V34L1 32V30H0V43L2 42V41H7V39L8 40H10V42H12L13 41V39L11 38V37H13V35L12 34H10L9 33V27H8V29H7V25ZM19 24H21V25H19ZM30 24V25H29ZM37 24H38V26H37ZM42 24V25H41ZM77 26V29H76V26ZM162 24V25H163ZM205 24V25H204ZM234 24V25H233ZM240 24H241V26H240ZM252 25V26H249V27H252L253 28V30H255L254 31V33L256 34L257 32L259 33V34H257V35H255L253 32H252V28H247V26L248 25ZM259 24V25H258ZM19 25V26H18ZM33 25V26H32ZM34 25H36L35 27H34ZM72 25H74L73 27H71ZM203 25V26H202ZM215 25H217L216 26V28H215ZM242 25H244V27L242 26ZM258 25V26H257ZM262 25V26H261ZM3 26H5V27H3ZM16 26H18V27H16ZM42 26V27H41ZM44 26H46V27H44ZM80 26V27H79ZM142 26V27H141ZM144 26H146V27H148L147 29H149V30H143L142 28H144ZM223 26V28L222 29H220L221 27ZM240 26V27H239ZM23 27V28H22ZM26 27H28V29H29V27H30V29L29 30H31L32 29V27H33V29L31 30V31H29V30H27V28ZM41 27V28H40ZM44 27V28H43ZM75 27V28H74ZM83 27H85V28H83ZM219 27V29H217ZM261 28V32L263 31V33H262V35H260V32H259V30H260V28ZM4 28V29H3ZM24 28H25V30H24ZM42 28L43 29H45V30H42ZM89 28V30H87V29ZM155 28V30H153ZM177 28V24H176V26H175V29H178ZM241 28L243 29L242 30V32L240 33V31H241ZM20 29V30H19ZM22 29V30H21ZM37 29H39V30H37ZM47 29V30H46ZM78 29H80L79 31H78ZM140 29V30H139ZM144 31V32H146V31H151L152 30V32H146L147 34H144V32L142 31V30ZM146 29V28H145ZM156 29H157V31H156ZM192 29H188L187 30V32L188 31H190V30H192ZM218 31H217V30ZM227 29V30H228ZM230 29H231V31H232V35H231V31H230ZM238 29V30H237ZM263 29V30H262ZM36 30V31H35ZM85 30H87L86 32H85ZM92 32H91V31ZM137 30V31H136ZM209 30V31H208ZM214 30V31H213ZM247 30V31H246ZM8 31V32H7ZM17 31V30H16ZM23 31V32H22ZM29 31V32H28ZM35 31V32H34ZM43 32L44 34L47 32V34H45V38H42L43 36H44V34L43 33H40L39 34V32ZM45 31V32H44ZM70 31H71V35H70ZM76 31L78 32L75 36H74V34L76 33ZM141 31H142V33H141ZM226 31L227 33H229V35H231L230 37H229V35H227V33H224V32ZM239 31V32H238ZM244 31V32H243ZM246 31V32H245ZM250 31L253 33H251L252 35H253V38H252V41H251V38H250V35H248V33L250 34ZM257 31V32H256ZM6 32V33H5ZM28 32V33H27ZM79 32H80V34H79ZM92 33L91 35H92V38H91V35H90V33ZM137 32H139V34H137ZM183 32V31H182ZM184 32H186V30H184ZM186 32V33H187ZM237 32V33H236ZM8 33V34H7ZM35 33V34H34ZM69 33V34H68ZM86 33V35H88L89 36V38H90V40L89 41H87V40H84L85 38H87L85 35V37L83 36V34H85ZM93 33H94V35H93ZM134 33H136L137 35H135ZM151 33V34H150ZM238 33H240V34H238ZM28 34H31V35H29V36H31L30 37V39L29 38H27V37H29L28 36ZM82 34V35H81ZM133 34L135 35V36H137V37H135V36H133ZM140 34H142V35H140ZM143 34L145 35V36H143ZM206 34V36H208ZM246 34L248 35V36H246ZM3 35V36H2ZM7 35H10L9 37H6ZM26 35V36H25ZM36 35H38V36H42L41 38L40 37H38L39 38V41H40V43H43V44H41V45H45L44 47L43 46H41V45H39V47L36 49V50H38L40 47H42V49L40 50L39 49V53H37L36 52V50H35V46L33 45V44H35V43H32L31 41H33L34 42V40L37 38L36 37ZM52 35V36H51ZM68 35H70L71 37L70 38H74L73 39V41H72V39H70V42L72 41V43H70V42H68L67 41V39L69 38V36ZM138 35H140V36H138ZM148 35H150V36H148ZM227 35V36H226ZM2 36V37H1ZM33 36H35L34 38L35 39H33L32 40V37ZM54 36H56V37H54ZM131 36H133V38L131 37ZM205 36V37H206ZM238 36V37H237ZM240 36V37H239ZM254 36H257V37H254ZM67 37V38H66ZM224 37H226V39L224 38ZM232 37V38H231ZM38 38L35 40V41H37L38 40ZM50 40H49V39ZM77 38H78V40H77ZM142 38V39H141ZM146 38V39H145ZM228 38H230L231 39V41H229L228 40ZM238 38H240V39H238ZM256 38V39H255ZM260 39V42H262L263 44H261L259 41H257V40H259ZM5 39V40H4ZM27 39H28V41H27ZM43 39L44 40H46V41H43ZM92 39V40H91ZM137 39V40H136ZM232 39H233V43H232ZM237 39V40H236ZM242 39V40H241ZM245 39V40H244ZM248 39V40H247ZM48 40V41H47ZM83 40V41H82ZM141 40V41H140ZM149 40V39H148ZM208 40V41H207ZM224 40H227V41H224ZM263 40V41H262ZM25 41H26V43H25ZM54 41V42H53ZM56 41V42H55ZM75 41H76V43L78 44H76L75 43ZM79 41V42H78ZM85 41V42H84ZM91 41H94V42H91ZM246 43H245V42ZM248 41V42H247ZM249 41L251 42V43H249ZM50 42H52V43H50ZM87 42H88V47H89V49H87V52H88V54H86V48H88L87 47ZM92 43L91 45H90V43ZM132 42V43H131ZM224 44H223V43ZM227 42V43H226ZM231 42V43H230ZM241 42H243V43H241ZM256 43V45H257V43H259L257 46H255V43ZM28 43H30V44H28ZM32 43V44H31ZM39 43V44H40ZM50 43V44H49ZM55 43V44H54ZM71 44V46L72 47H70V44ZM74 43H75V45H74ZM81 43H83V44H81ZM96 43H99L100 44V47L99 48H101L102 50H101V52L100 53H102L103 52V54L106 56H104V55H102V54H100L99 53V51H98V44L96 45ZM192 43V44H191ZM208 44V45H206L205 46V44ZM210 43H211V46H210ZM220 43V44H219ZM230 43V44H229ZM251 45H249V44ZM254 43V45H252ZM104 44V45H103ZM165 44V43H164ZM187 44V45H186ZM221 44H223V45H221ZM232 44V45H231ZM246 44H248L249 46H247V47H243V46H246ZM32 46V48H31V46ZM51 45H53L54 47L53 48H51L50 46ZM83 45V46H82ZM90 45V46H89ZM102 45V46H101ZM166 45V44H165ZM168 45V44H167ZM167 45H166V47H167ZM230 45V46H229ZM234 45H235V47L236 48H234V50L232 49L233 47H234ZM243 45V46H242ZM29 46V47H28ZM92 46V47H91ZM95 46V47H94ZM164 46V45H163ZM181 46H183L184 47V45H181ZM226 46V48H224ZM231 46H233V47H231ZM240 46V47H239ZM241 46L243 47L241 50H240V48H241ZM34 47V48H33ZM48 47H50V48H48ZM77 47V48H76ZM82 47H83V53L84 54H82L81 52V50H80V48L82 49ZM206 47L208 48H211L210 50H212L213 49V51L215 52L216 50L218 51H216L215 52V55L213 54L214 52L213 51H211V53H210V50H209V52H208V50H207V52H206ZM228 47H229V49H228ZM230 47H231V49H230ZM238 47V48H237ZM11 48V47H10ZM9 48V49H10ZM46 48V49H45ZM92 48V51H93V48L95 49V51H93V53H90L91 52V49ZM222 48V49H221ZM253 48V51L256 49H254ZM9 49L8 50H6L5 51V53H3V52H1L0 51V53H3L2 55L0 54V60L2 59V57L4 58V56H6L5 54H7V55H9V54H12V51H13V46H12V48L10 49V51L11 52H8L9 51ZM32 49H34V51H32ZM74 49V50H73ZM79 49L80 50V52H79V50L77 51V50ZM85 49V50H84ZM104 49H106V50H104ZM198 49H201L202 51H204L205 50V52L206 53H204V52H202L201 50H198ZM219 49V50H218ZM227 49V50H226ZM236 49H238V50H236ZM45 50V51H44ZM100 50V49H99ZM108 50V53L106 52ZM197 50H198V52H197ZM222 50H224V51H226V52H229V50H232V51H230L229 53L233 56V55H235L236 56V58L237 57H239L238 59H237V61H236V59H235V56H233L234 57V61H236V62H233V61H231L230 63L231 64H229V62L228 61H230V60H228V59H226V60H228V61H226L225 60V57L227 58H229V59H233L232 58V56L231 55H228L229 53H227V56H223V54H221L222 52L224 53V51H222ZM257 50V49H256ZM72 51V52H71ZM73 51H76V52H73ZM90 51V52H89ZM99 53H97V52ZM187 51L189 52V54H190V58H191V60H190V58H189V55H188V53H187ZM192 53H191V52ZM194 51V52H193ZM199 51H201V52H199ZM235 51V52H234ZM9 54H8V53ZM14 52V55H16V56H18V57H22L20 54L19 55H17L15 52H17V51H13ZM94 52H96L95 54H94ZM104 52H106V54L104 53ZM117 52H119V53H117ZM195 52H196V54H195ZM219 52H221L220 54H219ZM225 52V53H226ZM232 52H234V54H232ZM31 53V54H30ZM37 53V54H36ZM73 53H75L74 55L75 56H73ZM80 53V54H79ZM121 53V54H120ZM182 53V54H183ZM203 53H204V55H203ZM208 53H209V55L211 54V57H209V56H207L208 55ZM224 53V54H225ZM236 53V54H235ZM89 54L91 55V57L89 56ZM93 54H94V56H93ZM97 54V55H96ZM191 54H193V56L194 55H196V56H194V57H196L195 58V62L196 63H198V65H200V66H197V64H195V62L192 60V58H194ZM197 54H198V56H197ZM199 54H200V56H199ZM201 54H202V56H201ZM205 54H206V56L208 57V59H206L207 57L205 56ZM45 55H47V56H45ZM70 55H71V57H70ZM78 55V56H77ZM80 55L82 56V58H83V56H84V58L83 59H81V57H80ZM108 55L110 56V58H108V60H106V61H104L105 59H104V57L105 58H107L108 57ZM188 55V56H187ZM214 55V56H213ZM30 56V57H29ZM39 58H38V57ZM41 56V57H40ZM88 58H87V57ZM93 56V57H92ZM101 56L103 57V58H101ZM152 56H153V54H152ZM156 56H158L159 58L158 59H160V61L158 60V59H156V60H154V58L156 57ZM186 56V57H185ZM192 56V57H191ZM231 58H230V57ZM250 56H251V58H252V60H250L249 61V59H251L250 58ZM253 56V57H252ZM18 57H16L15 59H18ZM77 57V58H76ZM85 57L88 59H85ZM97 57H100V58H98L97 59ZM123 57H124V55H123ZM143 57V58H142ZM188 57V58H187ZM198 57H200L199 59H204V60H202V62L204 61L205 62V64H204V62L202 63V62H200L201 60H199L198 61ZM206 57V58H205ZM224 57V58H223ZM248 58V59H245V58ZM74 59V58H76V60L78 61H76L75 59H74V61H76V62H71L72 61V59ZM93 58H95V59H93ZM141 58V59H140ZM149 58V57H148ZM212 58V59H211ZM92 59V60H91ZM110 59V60H109ZM149 59V60H150ZM191 61V64H192V61H193V64H195V66L194 67H196V69L197 68H199L198 70L199 71H196V69H195V71H194V67H192V65L191 64H188V61L189 60ZM214 59H215V62H214ZM255 59V60H254ZM259 59V60H258ZM34 60V61H33ZM36 60V61H35ZM80 60V61H79ZM104 62H103V61ZM141 60H144V62L143 61H141ZM146 60V61H145ZM178 60H179V64H178ZM182 60V61H181ZM206 60H208V64H207V62H206ZM218 60H219V62H218ZM244 60V61H243ZM246 60H247V62H246ZM117 61V62H118ZM180 61H181V63H180ZM189 61V62H190ZM223 61V62H222ZM226 62V65H225V62ZM69 62H70V64L73 66H71V68L72 69H70L69 70V68H70V64H69ZM80 62V63H79ZM162 62V63H161ZM183 62V63H182ZM237 62H238V64H237ZM241 62V63H240ZM244 62H246V63H244ZM255 64H254V63ZM73 63V64H72ZM76 63V64H75ZM77 63H78V65H77ZM97 63H98V65H97ZM100 63V64H99ZM176 63V64H175ZM200 63V64H199ZM224 63V64H223ZM237 64V66H236V64ZM13 64V65H12ZM11 64V66L10 67H8V69H7V71H8V73H11L10 75L6 72V73H4V75L3 76H7V75H5V74H8V76L7 77H12V75H14L15 73L17 74V72L19 71V69L20 68H18V67H20V65H18L17 63H12ZM15 64V65H14ZM102 64V65H101ZM146 64V65H145ZM160 65V68L162 67V66H164V67H166L165 69L162 67V69H159V65ZM163 64V65H162ZM166 64V65H165ZM186 65L187 66V68H185L186 66H184L183 68H182V66L183 65ZM188 64V65H187ZM202 64V65H201ZM220 64H221V66H220ZM244 64H245V66H244ZM251 64V65H250ZM34 65V64H33ZM39 65V66H38ZM77 67H76V66ZM162 65V66H161ZM189 65H191V66H189ZM212 65V66H211ZM234 66L235 68H230L231 66ZM248 65H249V68H248ZM14 66V67H13ZM18 66V67H17ZM142 66H146L145 68H147V69H145L144 67H142ZM188 66L190 67V69H193V71L192 70H188ZM201 66H204L203 67V69H202V67ZM225 66H227L228 67V70H227V68L225 67ZM232 66V67H233ZM243 66V67H242ZM257 68H256V67ZM69 67V68H68ZM102 67V68H101ZM178 67V68H177ZM192 67V68H191ZM208 67V68H207ZM211 67V68H210ZM221 67V68H220ZM245 67V68H244ZM253 67V68H252ZM254 67H255V69H254ZM259 67V68H258ZM11 68V69H10ZM100 68V69H99ZM130 68H132V67H130ZM144 68V69H143ZM154 68V67H153ZM170 69V71L168 70V69ZM177 68V69H176ZM179 68H182V69H179ZM219 68V69H218ZM222 68H224V70L222 69ZM237 68V69H236ZM240 68V69H239ZM248 68V69H247ZM252 68V69H251ZM92 69H94V71H92ZM142 69V72L143 73H145L144 75L145 76H147L148 74L146 73V72H148L149 73V78H145V76H141V74L139 73V70H141ZM152 71H151V70ZM159 69V70H158ZM174 69V70H173ZM175 69H176V71H178V72H176L175 71ZM185 71H184V70ZM207 69V70H206ZM221 69V70H220ZM236 69V70H235ZM250 69V70H249ZM254 69V70H253ZM18 70V71H17ZM25 70H27V73L25 72ZM36 70V71H35ZM72 70V71H71ZM74 70V71H73ZM146 70V71H145ZM160 70H165V71H160ZM166 70H168L169 72H171L172 71V75H174V79L172 78L173 76H171V75H169V74H167V73H165V72H167ZM179 70L180 71H182L183 70V73L185 72L186 73V71H187V73H192V75H191V73H190V75H191V77H190V75H186L185 73L183 74L182 72H179ZM230 70H231V72H230ZM238 70V71H237ZM240 70V71H239ZM246 70H249V71H247L246 72ZM258 71V74H257V71ZM260 70V71H259ZM16 71V72H15ZM39 71V72H38ZM111 71H113V72H111ZM145 71V72H144ZM150 71H151V73L152 72H155V71H158L157 73H159L158 75L156 74H154L155 76H157L156 78H155V76L154 75H151L150 74ZM160 71V72H159ZM219 71V72H218ZM223 71V72H222ZM242 71H245V72H242ZM22 72H23V69H22ZM38 72V73H37ZM72 72V73H71ZM92 72V73H91ZM109 72H111V73H109ZM126 72H127V75H126ZM131 72V73H130ZM162 72V73H161ZM166 74V75H168L169 76V78H167V77H164L163 76V74L164 73ZM173 72H174V74H173ZM199 72V73H198ZM236 72V73H235ZM238 72H241L242 74L244 73H246L243 77L241 76V74L239 75V73ZM260 72V73H259ZM263 72V74L262 75H259V74H261ZM71 73V74H70ZM89 73V74H88ZM114 73H115V76H113L114 75ZM138 73V74H137ZM143 73H142V75H143ZM161 73V74H160ZM201 73V74H200ZM28 76H27V75ZM89 76H88V75ZM113 74V75H112ZM136 74H137V81H136V79H135V77H136ZM140 74V75H139ZM153 74V73H152ZM183 75V77H182V75ZM201 76H200V75ZM229 74V75H228ZM248 74H249V76H248ZM255 74H256V76H255ZM38 75V76H40L39 78H38V76H37V80H36V76ZM110 75V76H109ZM120 77H122L121 79H120V82L119 81H115V79H113L111 76H113L114 78H117L116 80H119V76ZM130 75V76H129ZM135 75V76H134ZM140 77H142V79L140 78V80L142 81V83L141 82H138V78H139V76ZM160 75H162V76H160ZM185 75H186V77H185ZM206 75V76H205ZM223 75V76H222ZM227 75V76H226ZM234 75H236V76H234ZM237 75H238V77H240V79L237 77ZM252 75V76H251ZM254 75V76H253ZM257 75L258 76H262L261 78L260 77H257ZM2 76V77H3ZM35 76V77H34ZM100 76V77H101ZM108 76H109V78H111V79H109L108 78ZM132 76H133V78L135 79H131L132 78ZM152 76V77H151ZM188 76V77H187ZM200 76V77H199ZM219 76V77H218ZM2 77H0V78H2ZM7 77L5 78H2L1 80H0V102L2 101V103L0 104V107L1 108H3L2 106H4L5 107V109H6V106L8 105V104H10V103H14L15 102V99L14 98H16V99H19L20 97L19 96H21L22 94H20L21 92L23 93V90L22 89H20V93L17 91V90H15V88H13L12 86H10L9 85V82L7 83ZM32 77V78H31ZM131 77V78H130ZM145 79H144V78ZM159 77L161 78V80L163 79V77L164 78H166V80H164V82H162L160 79H159ZM171 77V78H170ZM178 79H177V78ZM182 77V78H181ZM185 77V78H184ZM191 79H190V78ZM205 77V79H203ZM233 77V78H232ZM235 77V78H234ZM244 77H245V80H243L244 79ZM31 78V79H30ZM35 78V79H34ZM88 78L90 79V80H88ZM154 78L156 79V80H154ZM196 78H197V81H196ZM218 78H220V79H218ZM226 78V79H225ZM229 80H228V79ZM236 78H238V80L236 79ZM241 78H243V79H241ZM252 78L254 79V82H251L249 79H251L252 80ZM256 78V79H255ZM258 78H259V80H258ZM30 79V80H29ZM41 80V84L39 83L40 82V80ZM88 81H86V80ZM114 81H113V80ZM126 79V80H125ZM152 79V80H151ZM179 79H181V81L179 80ZM222 79H223V81H222ZM230 79H232L231 80V82H229L230 81ZM234 79V80H233ZM246 79L248 80L247 82H245L246 81ZM25 80H29V81H25ZM32 80V81H31ZM35 80V81H34ZM82 80V81H81ZM101 80H102V82H101ZM112 80L113 82H110V81ZM122 80V81H121ZM125 80V81H124ZM149 80L150 81H152V82H149ZM154 80V81H153ZM167 80H169V81H167ZM172 80V81H171ZM176 80V81H175ZM189 80H190V82H189ZM211 80V81H210ZM219 80H221V81H219ZM225 80V81H224ZM236 80V81H235ZM240 80V82H239V85H238V81ZM243 81V83H241L242 81ZM1 81H2V84H1ZM3 81H4V83H3ZM37 81H38V83H37ZM83 81L85 82V84L83 83ZM96 81V82H95ZM109 81V82H108ZM137 83H136V82ZM155 81H157V83H155ZM167 81V82H166ZM183 81V82H182ZM201 83H200V82ZM203 81V82H202ZM208 81V82H207ZM214 81V82H213ZM234 81H235V83H234ZM250 81V82H249ZM258 81V82H257ZM18 82H20V80L18 81ZM27 82H29V83H27ZM134 82V83H133ZM148 82H149V84H148ZM154 82V86H157V85H160L159 83H161V85L159 86V88H158V86L157 87H154L155 89H153V83ZM169 82V83H168ZM192 82V83H191ZM214 84H213V83ZM221 82V83H220ZM228 82V83H227ZM245 82V83H244ZM31 83V84H30ZM102 83V84H101ZM108 83V84H107ZM110 83V84H109ZM114 85H113V84ZM118 83V84H117ZM136 83V84H135ZM146 83V84H145ZM151 83V84H150ZM163 83V84H162ZM186 83H187V85H186ZM198 85H197V84ZM208 83V84H207ZM226 83V84H225ZM231 83H232V85H231ZM236 83H237V85H236ZM247 83V84H246ZM254 83V84H253ZM42 85L41 87H40V85ZM88 84L91 86H88ZM95 84H97V85H95ZM116 84V85H115ZM134 84V85H133ZM201 84V85H200ZM216 84V86H214ZM218 84V85H217ZM220 84H221V86H220ZM225 84V85H224ZM230 85V86H228V85ZM243 84V85H242ZM244 84H245V86H244ZM84 85V86H83ZM95 85V87H93ZM106 85V86H105ZM148 85H151V86H148ZM169 85V86H168ZM183 85V86H182ZM184 85L186 86V87H184ZM189 85V86H188ZM202 85H203V87H202ZM233 85H236V86H234L233 87ZM242 85V86H241ZM250 86L251 85V91H255L254 92V94H253V92L252 93H250V92H248V90H250L249 89V87L248 86ZM257 85V86H256ZM263 87H262V86ZM75 88H74V87ZM171 86H173L174 88H176L177 90L179 89V92H180V94H181V96L184 98V97H186V99L184 98V99H182V97L179 99H176V97L174 98V96H177V97H180L179 96V92L178 93H176L177 92V90L176 89H174V92L176 93V94H178V95H176L174 92H173V89H171ZM176 86V87H175ZM196 86H197V88H196ZM213 86V87H212ZM219 86V87H218ZM254 86H256V87H254ZM24 87V88H25ZM28 87V88H29ZM43 87H45V88H43ZM82 87V88H81ZM103 87V88H102ZM137 87V88H136ZM138 87H140V90L138 89ZM141 87H143V88H141ZM144 87H145V90H147V91H145L144 92ZM147 87V88H146ZM163 87H164V89H163ZM179 87V88H178ZM183 87V88H182ZM218 87V88H217ZM225 87V88H224ZM230 87V88H229ZM233 87V88H232ZM240 87H241V89H240ZM245 88V89H242V88ZM247 87V88H246ZM262 87V88H261ZM98 88V89H97ZM158 88V89H157ZM165 88L166 89H169V90H165ZM187 90H186V89ZM192 88V89H191ZM196 88V89H195ZM201 88V89H200ZM204 88V89H203ZM210 88V89H209ZM229 88V89H228ZM256 88V89H255ZM93 89V90H94ZM134 89V90H133ZM195 89V90H194ZM213 89H215V90H217V92H215ZM225 89H228V91L226 90L225 91ZM22 90V91H21ZM48 92H47V91ZM90 90L89 91V95H91L92 96V98L90 99H88V97H91V96H89V95H87L85 98H87L88 99V101L84 98V99H82V100H80V101H78V103L77 104H79V102H80V104L79 105H77L76 106V108H74L75 110L73 111V112H68V113H63V111H57V112H59V114H60V120H61V126H62V128H64V129H66V132L68 131H70L69 133H68V135L70 136H73L72 134H75L76 132H79V131H83L84 132V138L82 137L81 139H83V140H80L79 142H77V141H75L74 139L72 140V143H73V146L75 145V149H73L75 152L76 151H78V152H76V154L74 153V155L77 157H75L77 160H79L80 159V163L81 162H84V160L86 161V159H83V157H82V155H83V153H84V151H85V149H82V148H85V147H83L84 145H86V144H89V145H93L94 143H91V141L93 142H95V143H97V142H99L98 144L100 145L101 144V142L103 141V145H105L106 144V146L109 144V142H108V140H109V136H108V134H110L111 133V135L112 134H114V131L115 130H113V131H111V129H112V126L110 127L109 125H111V123L113 122L114 123V125H116L117 123H118V118H117V115H115L114 117H115V119H112L113 121L111 122V118H114V117H111V118H108V117H106L105 116V114H104V110L105 109H102L101 107H98V103H96V102H94L93 101V95L94 94H91V93H95V92H97L96 90ZM133 90V91H132ZM143 90V91H142ZM162 90H164V91H162ZM181 90H183V91H185V93L183 92V91H181ZM198 90H200V92L198 91ZM204 90V91H203ZM212 90V91H211ZM219 90V91H218ZM261 90V91H260ZM17 91V92H16ZM47 92V96H46V92ZM93 91V92H92ZM168 91H172L173 93H171V92H168ZM187 91V92H186ZM241 92L242 94L243 93H245V96H244V94L242 95L241 93H239L240 94V96L238 95V93L237 92ZM257 91V92H256ZM45 92V93H44ZM197 92H199V94H197ZM202 92H203V94H202ZM209 92H212V93H209ZM214 92V93H213ZM247 92H248V94L250 95H248L247 94ZM15 93H17L16 94V96L18 97H16L14 94ZM64 93V94H63ZM193 93L194 94H196L197 96L195 97V95H193ZM206 94V96L204 97V95ZM219 93H221V95L219 94ZM259 95H258V94ZM20 94V95H19ZM45 94V95H44ZM169 94H170V96H169ZM171 94H175L173 97H171L172 95ZM190 94V95H189ZM192 94V95H191ZM200 94H201V98H200ZM230 94V95H229ZM236 95L235 97V102L232 100L233 98H234V95ZM14 95V96H13ZM160 95V96H159ZM189 95V96H188ZM215 95V96H214ZM217 95H218V99H217ZM233 95V98L231 97ZM10 96V97H9ZM11 96L12 97H14L13 98V100H11ZM167 97L168 98V96L169 97H171V98H169V99H167V98H164V97ZM192 96H194L195 97V99H196V102H197V100L198 101H200V103H196L195 104V99L193 100L194 102V104L195 105H193V103H192V100H191V98H193ZM212 96H214V97H212ZM221 96H222V99H221ZM228 96V97H227ZM229 96L231 97V98H229ZM6 97H8V98H6ZM189 98V103L187 102V99ZM197 97H199V99L197 98ZM215 97H216V99H215ZM239 97H241V98H239ZM243 97V98H242ZM261 99H260V98ZM9 98H10V100H9ZM162 98H164L163 100H164V102H162ZM173 98V99H172ZM205 100H204V99ZM212 98V99H211ZM225 98H227V99H229V100H227V99H225ZM259 98V99H258ZM8 99V100H7ZM175 99V100H174ZM226 100V103H224L225 101L224 100ZM247 99H249V100H247ZM258 99V100H257ZM86 100V101H85ZM89 100H90V102H89ZM161 100V101H160ZM204 100V101H203ZM213 100V101H212ZM215 100V101H214ZM218 100V101H217ZM221 100V101H220ZM224 102H223V101ZM230 100H232L233 102L232 103H236V106H237V108H236V106L234 105V104H232L231 103V101ZM239 100H241V101H239ZM5 101V102H4ZM6 101H8V104H7V102ZM17 101V100H16ZM84 103H83V102ZM158 101L160 102V104H158ZM181 101V102H180ZM191 101V102H190ZM210 102V103H207V104H209V105H211V107L209 106L208 108H207V104H205L206 102ZM229 101H230V103H229ZM248 101V102H247ZM82 102V103H81ZM91 102H93L94 103V105H93V107L91 106L92 104H90ZM213 102H214V104H213ZM219 103V104H217L216 105V103ZM220 102H222L221 103V106H218V105H220ZM244 102H245V104H244ZM135 103V102H134ZM133 103V105L132 106H134V107H136V104H134ZM157 103V104H156ZM162 103V104H161ZM165 103V104H164ZM202 103H204L205 104V106H206V109H205V106H204V104H202ZM254 103V104H253ZM3 104V105H2ZM7 104V105H6ZM44 104V105H43ZM97 104V105H96ZM169 104H172L171 106L169 105ZM178 104V105H177ZM198 104V105H197ZM203 106H202V105ZM226 104V105H225ZM238 104L241 106V108L242 109H244V107L245 108H248L249 107V109L251 110V111H249V109H245L244 111H243V113H242V111H241V108H239V106H238ZM244 106H243V105ZM253 104V105H252ZM49 105V104H48ZM156 105H159V107L158 108H164L163 110H164V112H161V110L160 109H158L157 107H156ZM162 105V106H161ZM170 107H169V106ZM226 106V108H225V106ZM234 107V108H232V106ZM245 105H247V106H245ZM255 105V106H254ZM257 105V106H256ZM82 106V107H81ZM90 106H91V108H90ZM179 106V107H178ZM222 106H224V107H222ZM88 107V108H87ZM96 109H95V108ZM97 107H98V110L101 112H99L100 113V115H99V113H98V111H97ZM169 107V108H168ZM219 107H220V109H219ZM40 108V109H39ZM54 109L53 110H55V107H53ZM175 108H177V109H175ZM178 108H179V110H178ZM226 109V111H225V109ZM237 110H236V109ZM5 109L3 108V109H1V110H3V112L0 110V112H2V115H1V113H0V120H2V119H4L3 117L6 115V113H7V110L5 111ZM59 109V108H58ZM80 109V110H79ZM93 109V110H92ZM102 109V110H101ZM199 109H201V110H199ZM223 110V112L224 113H226V112H228L227 114L228 115H226V114H223L222 113V111H218V110ZM229 109V110H228ZM252 109H254V111L252 110ZM37 110V111H36ZM57 110V109H56ZM87 110V111H86ZM160 110V111H159ZM162 110V111H163ZM175 111V113H173V114H175L174 116H170V115H172V112H174ZM178 110V111H177ZM180 110H182V111H180ZM186 110V111H185ZM194 110H196L197 112H194ZM258 110V111H257ZM95 111V112H94ZM165 111L167 112V116H166V113H165ZM214 111V112H215ZM238 111V112H237ZM247 111H249V112H247ZM253 111V112H252ZM27 111H24V113H26ZM83 112V113H82ZM85 112V113H84ZM86 112H87V114H86ZM103 112V113H102ZM161 112V113H160ZM177 112V113H176ZM180 112V113H179ZM182 112H184V113H182ZM209 112V111H208ZM215 112V113H216ZM232 112H233V114H232ZM241 112V113H240ZM77 113L78 114H80V115H77ZM82 113V114H81ZM165 113V114H164ZM170 113V114H169ZM197 113H199V114H197ZM207 112L205 111V116L207 115L206 114ZM163 114V115H162ZM240 114V115H239ZM259 114V115H258ZM26 115V114H25ZM35 115H34V117H35ZM181 115V116H180ZM194 115H195V117H194ZM216 115V114H215ZM45 116H46V119L47 120H49V122H53V120L49 117V114H48V116L47 115H44V116H42V117H44L45 118ZM79 116H80V118H79ZM81 116H83V117H81ZM170 116V117H169ZM176 116H178V117H176ZM102 117V118H101ZM103 117H105V119L103 118ZM216 117H217V115H216ZM229 117V118H228ZM44 118H42V119H44ZM102 120H101V119ZM117 118V119H116ZM177 118V119H176ZM183 118V119H182ZM197 118H198V116H197ZM258 118V119H257ZM259 118H263V119H261V120H263L262 122L260 121V119ZM222 121H221V120ZM230 119V120H229ZM245 121H243V120ZM247 119V120H246ZM257 119V120H256ZM75 120V121H74ZM154 120H155V118H154ZM157 120V119H156ZM250 120V121H249ZM252 120V121H251ZM74 121V122H73ZM242 121V122H241ZM249 121V122H248ZM257 121H258V123H257ZM261 123H260V122ZM1 122H3V120L2 121H0V125L2 124ZM193 123H195V122H197V121H192ZM236 124H234V123ZM248 122V123H247ZM252 122H253V125L254 126H252ZM71 123V124H70ZM100 123V124H99ZM106 124V126H105V124ZM112 123V124H113ZM228 124L227 125V127L230 125L231 126V124L233 125V127H228V130H227V127H225V124ZM231 123V124H230ZM246 123V124H245ZM75 124V125H74ZM102 124H104V125H102ZM249 124V125H248ZM4 125L5 124H2V127L1 128H3L4 127ZM100 125H101V127H102V129L100 128ZM215 125H217V124H215ZM240 125V126H239ZM22 126V122L21 123H19V124H17V125H15V126H13V127H11L10 128V131H8V135H12V134H14L16 131H18L19 129H20V127ZM105 126V127H104ZM109 127V129H108V127ZM202 126H204V127H202ZM234 126H236L235 128L237 129V130H235V128H234ZM107 127V128H106ZM252 127H253V129H252ZM70 128H72V129H70ZM104 128H106V130L104 129ZM212 128V129H213ZM230 128H232V129H230ZM247 128V129H246ZM70 129V130H69ZM98 129H101V130H99V131H96V130H98ZM258 129V130H257ZM108 130V132H110V133H107L106 131ZM110 130V131H109ZM137 130V129H136ZM135 130V131H136ZM139 130V129H138ZM198 130V131H199ZM256 130V131H255ZM58 131V128L54 125V128H53V130L51 131V132H54L53 133V135L52 134H50L49 136H51L50 137V139L51 138H56V139H58V140H56L55 139V143H56V145H55V148H57V149H55V151H54V153L57 155V156H59V157H57L54 153V155L53 156H55V157H57V158H53V160H51L52 162L54 161H56V159L59 161H56L55 163H56V165H59V164H61V165H59V166H61L60 168H59V166L57 167V168H59L61 171H62V169H65L66 167V170L68 169V170H71L72 168H70V167H72L70 164H69V162L67 163V161H68V154L66 153V152H62V153H59L60 151L59 150H62L63 148H62V145L63 144H61V140L57 137V136H55L54 134H55V132H57ZM253 131V132H252ZM104 132H106V133H104ZM115 132H118V131H115ZM136 132H138V131H136ZM228 132V133H227ZM232 132V133H231ZM240 132H242V133H240ZM248 132V133H247ZM95 133V134H94ZM98 133V134H97ZM257 133V134H256ZM87 134H89L90 136H88ZM226 134H227V136L229 137V138H231L230 139V141H229V138H227V136H226ZM249 134V135H248ZM56 135H58V133H56ZM88 136V137H85V136ZM97 135V136H96ZM106 135V136H105ZM173 135H175V134H173ZM231 135H233V136H230ZM257 135V136H256ZM258 135H259V137H258ZM54 136V137H53ZM94 138H93V137ZM205 136V137H206ZM216 136H218L219 138H221V139H218ZM223 136V137H222ZM226 136V141L228 140L229 141V144H227L228 142H225V139H224V137ZM253 136H255V137H253ZM43 137H45V138H43ZM43 137H41V138H36V137H33V136H30L29 138H26V141H25V143H24V145L20 148L19 147V149H17L16 150V153H15V155H14V157L12 158V159H10V160H8V164H9V167H8V165H5V167L3 168V170H1V172H0V179L1 178H4V176L6 175V174H10L11 172H12V170H15V168L16 167H19V165H21L23 162H25V161H28V160H30V158H33V160L32 161H34L35 162V160H36V157H35V155L37 156V152H36V148H37V146L39 145V144H41L42 143V145H44V143H45V145L44 146H46V145H49V142H50V140L47 138V135H44ZM99 137V138H98ZM235 137V138H236ZM246 137V136H245ZM262 137V138H261ZM90 138V139H89ZM208 138V140L210 141V139ZM38 141H37V140ZM49 140V142H48V140ZM92 139V140H91ZM98 139H100V140H98ZM103 139V140H102ZM108 139V140H107ZM224 139V140H223ZM232 139V140H233ZM261 139H263V140H261ZM39 140L41 141V143L39 142ZM52 141L54 140V139H51ZM60 140V141H59ZM102 140V141H101ZM237 140V139H236ZM259 140V141H258ZM59 141V143L61 144H58L57 142ZM86 141V142H85ZM90 143H89V142ZM97 141V142H96ZM205 141H207V137L205 138ZM223 141V142H222ZM48 142V143H47ZM83 142V144H80L81 146L79 147V144L78 143H82ZM88 142V143H87ZM36 143H37V145H36ZM63 143V142H62ZM75 143V144H74ZM84 143H86V144H84ZM224 143H226V145L227 146H225L224 145ZM232 143V145H233V147H232V145H230ZM236 146H235V145ZM83 145V146H82ZM96 145V144H95ZM102 145V148L105 150V148H104V146ZM221 145V146H220ZM228 145H230L229 147H228ZM33 146H36V148L35 147H33ZM224 146V147H223ZM262 146V147H261ZM165 147V146H164ZM167 147V146H166ZM165 147V149L164 150H166V151H170L171 150V148L169 149L168 147L166 148ZM226 147H228V148H226ZM232 148V151H231V148ZM33 148H35V149H33ZM42 148H43V146H42ZM255 148V149H254ZM168 149V150H167ZM236 149V150H235ZM253 149V150H252ZM108 150H110V149H108ZM207 150H210V148H207ZM212 151H214V149H211ZM238 150V151H237ZM59 151V152H58ZM74 151H72V152H74ZM254 151V152H253ZM83 152V153H82ZM32 153H34V154H32ZM64 153H66V155L64 154ZM82 153V154H81ZM113 153H115V152H111V153H107V154H109L110 156H112V154ZM170 153V152H169ZM32 154V155H31ZM59 154H61V155H59ZM73 154V153H72ZM107 154H103V156H104V158H106V157H108V156H105V155H107ZM34 155V156H33ZM62 155H65V156H62ZM172 155V154H171ZM211 155H213V156H216V153L215 152H213V153H211ZM226 155V154H225ZM228 155V154H227ZM255 155H256V157H255ZM61 156V157H60ZM84 156V155H83ZM103 156H101L102 158H103ZM66 157V159H67V161H66V159H65V161L63 160V158H65ZM74 157V156H73ZM85 157V156H84ZM233 157L231 158L232 159V161L231 162H236V161H238V160H240L241 159V157H240V159L237 157V158H235L236 160H234L233 159ZM79 158V159H78ZM83 160H82V159ZM95 158V157H94ZM94 158L92 157V158H88L89 159V161H90V163L91 164H93V163H96L95 161H94ZM258 158V159H257ZM60 159H61V161H60ZM91 159V160H90ZM92 159H93V161H92ZM176 159V158H175ZM260 159V160H259ZM63 160V161H62ZM69 160H70V158H69ZM89 161L87 160V162L89 163ZM93 163H92V162ZM260 161V162H259ZM65 162H66V164H65ZM76 162H78V161H76ZM263 162V163H262ZM80 163L78 162V164H74L76 167L77 166H80ZM85 163V162H84ZM63 164H65V165H63ZM67 164H69V166L67 165ZM73 165V164H72ZM260 165H262V166H260ZM64 166V167H63ZM74 166V167H75ZM145 166V167H144ZM73 167V168H74ZM75 167V170L78 168H76ZM144 167V168H143ZM245 167H247V166H245ZM259 167H260V169H259ZM263 167V168H262ZM6 168V169H5ZM8 168V169H7ZM10 168H11V170H10ZM14 168V169H13ZM148 169V167H147V164H144V165H142V169ZM248 168V167H247ZM257 169V170H256ZM8 170H9V172H8ZM66 170H63V171H66ZM3 171V172H2ZM18 171V170H17ZM39 173V172H38ZM39 174H41V173H39ZM38 174V176H39V178H41L40 177V175ZM92 173L90 172V174L89 175H91ZM3 176V177H2ZM38 176L35 174V176H33V178H38ZM91 178H94L93 176H90ZM254 177H256V178H254ZM78 178V177H77ZM121 178H123V177H121ZM263 187V188H262ZM262 193V194H261ZM247 195V194H246ZM243 197V198H242ZM241 198L243 199V201H242V199H241V202H239V200L237 201V202H232V203H230L229 202V204H227V209L229 208V209H233V210H242L243 208H244V204H246V203H250V202H247L248 201V199H249V196L247 197V196H242ZM262 198V199H260L259 200V198ZM244 198H246L245 200H244ZM249 201H250V199H249ZM241 204V205H240ZM233 206V207H232ZM239 206V207H238ZM254 206H252V207H254ZM255 206V207H256ZM242 207V208H241ZM229 211V210H228ZM65 226H68V227H70V224H68V223H65ZM135 249H137L136 247H134ZM133 248V249H134Z\"/></svg>", "mask_w": 264, "mask_h": 264}]
</instances>
